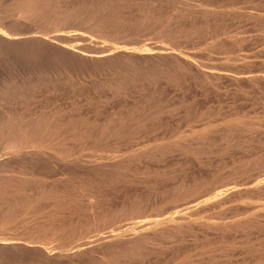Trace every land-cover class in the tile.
I'll return each instance as SVG.
<instances>
[{
	"label": "bare ground",
	"instance_id": "bare-ground-1",
	"mask_svg": "<svg viewBox=\"0 0 264 264\" xmlns=\"http://www.w3.org/2000/svg\"><path fill=\"white\" fill-rule=\"evenodd\" d=\"M131 1V0H129ZM128 0H7V2L5 0H0V3H2L1 5H5L1 8L0 7V42L1 43H4L8 46H11L14 45V43L16 42V39L15 42H12L10 41V39H8L10 36H14V35H11V34H17L20 33L21 35V32L22 34L24 35V33H27V35L29 34L28 32L30 31L31 27L33 29V26L36 24L40 25L41 28H48V33L47 32H44L43 33V30L39 31L38 30V34L40 36H37L35 35L34 38H30V39H27L26 41H23V45L24 46L25 44H28L29 46V50H28V46H24V47H27V50L26 49H21L20 51V55L19 56H22L24 55L25 56V51H27L28 53V56L29 54L36 50L37 52H44L45 53V50L47 51V49L45 48H51V51L48 50L49 52H51V54H54L56 55L55 59H60L62 60V62H64L63 64L65 65L64 67H66V63H67V56H72V57H75V58H79L78 57V54H74L72 52V49H75L78 48L81 46L78 47V45H75V43H80V42H85L86 43L88 42L90 45L89 47L93 49H98L99 46H103L105 47L104 45L102 44H106V48L109 46H107V42L106 40H104V43L101 39L102 37L100 36H97L98 34H102V36H105L103 35L102 32L100 33H97L99 31H96L97 35H94V31H91V28L93 26V28L95 27L94 25H96L98 28H101L99 25L103 23H105V26L107 29L109 28H112L113 24L116 25L118 24L119 27H121L120 25H122V27H124L125 25H128L130 26L131 24L133 25V23H131L130 25L127 24L130 20L129 16L131 15L132 17L131 18H137L135 21V27L136 25L140 26L141 29L142 27H146V26H154L155 24L158 25L157 23H159L160 21L163 22V19H166L164 22H163V25L165 22H168L170 21L171 23V26L172 24L175 26H180V25H195L197 26H200L201 25H205L206 27V30L207 32L203 31V33H207V39H206V44L205 46L207 45V47H205L206 51H208V55H206L205 60H207L208 62H206L208 68L210 69L209 73H207L210 81L215 85V89H217V86L220 85L218 84L219 83V80L220 79H223V77H221L220 75V72L222 70H228V68L232 65L231 64V61L233 60L235 62V59L240 63L241 61L243 62V59H248V58H242V55L241 53L242 52H248L251 51L252 48V45L254 47V44L256 43H263L264 42V0H149L152 4V9L151 8H148L149 10L151 9V12L149 10H146L145 6H144V9L146 11H149V13H143L138 9L136 8V6L138 7L139 5L135 4L133 5L132 3H130ZM135 1V0H134ZM137 1V0H136ZM141 0H139L140 2ZM144 1V0H143ZM146 1V0H145ZM163 1H167V2H171V4L173 3V6L171 7H175V11L176 12V16L175 15H171V14H174L173 12L170 14V13H167L170 14L171 16H167L166 13H165V17L161 15V13L158 11V12H155L157 11V9L155 7H157L158 5H160L161 3H163ZM139 2H136V3H139ZM146 3V2H144ZM125 4H129L130 7L129 9L127 8V11L124 12L125 14H127V19L129 18V20H127L125 22L126 19H124V17H122L120 15V17L118 16L119 15V11L121 9V11H124L126 10L125 7ZM140 4V3H139ZM149 4V2H148ZM166 4V3H165ZM169 4V3H168ZM157 5V6H155ZM162 5V4H161ZM128 6V5H127ZM142 6V5H141ZM147 6V5H146ZM149 6H151L149 4ZM170 6V5H169ZM196 6V7H195ZM135 7V8H134ZM140 7V6H139ZM164 7V6H163ZM190 7V8H189ZM193 7V9H191ZM195 7V8H194ZM124 8V10H123ZM156 10H155V9ZM137 9V10H136ZM155 10V11H154ZM159 10V9H158ZM172 10V9H171ZM173 11V10H172ZM168 12V11H167ZM178 12H181L180 14ZM18 14V15H17ZM19 14L21 15V17L19 18ZM67 15H70L68 16V18H66ZM121 14V13H120ZM178 14V15H177ZM17 15V19L14 18V16ZM123 15V13H122ZM129 15V16H128ZM164 15V14H163ZM185 16V17H180V16ZM66 16V17H65ZM124 16V15H123ZM13 17V18H12ZM122 17V18H121ZM139 17V18H138ZM144 17V18H141ZM180 17V18H179ZM15 19V20H14ZM101 19L102 22L99 20ZM131 20V21H132ZM160 20V21H158ZM129 21V22H131ZM132 21V22H134ZM1 22L5 25V26H9L8 28H5L4 25L1 24ZM30 22L31 23H34L33 26L30 25ZM101 22V24H100ZM84 23V24H83ZM99 23V25H98ZM116 23V24H115ZM161 23V22H160ZM162 24V23H161ZM104 25V24H103ZM109 25V26H108ZM168 25V24H166ZM188 25V27H189ZM37 26V25H36ZM35 26V27H36ZM108 26V27H107ZM112 26V27H111ZM127 26V27H128ZM170 26V25H169ZM168 26V27H169ZM59 28V31L57 32V28ZM97 27L95 29H97ZM117 27V26H116ZM132 27V26H131ZM134 27V28H135ZM193 27V28H194ZM53 28H56L55 31L52 29ZM104 28V26L102 27V29H106ZM115 28V26H114ZM133 28V27H132ZM160 28V26H159ZM165 28V27H164ZM196 28V27H195ZM37 29V28H36ZM45 29V28H44ZM122 29V28H121ZM137 29V28H136ZM140 29V28H139ZM167 29V27H166ZM178 29V28H177ZM185 29V28H184ZM203 29V28H202ZM205 29V28H204ZM35 30V28H34ZM34 30H31L32 33ZM98 30V29H97ZM100 30V29H99ZM113 30V28H112ZM120 30V29H119ZM161 30V29H160ZM171 30V27L170 29ZM175 30V28H174ZM181 30V29H179ZM183 30V29H182ZM191 30V29H190ZM189 30V32H190ZM201 30V28H200ZM241 30V31H240ZM47 31V30H46ZM52 31V32H51ZM102 31V30H100ZM105 31V30H103ZM143 31H144V28H143ZM167 31V30H166ZM188 31V30H187ZM197 31V30H196ZM196 31H194L196 33ZM37 32V31H36ZM40 32H42L43 34L46 33V35H48L49 33L51 34V36L49 35V37H43ZM93 32V33H92ZM107 32V31H106ZM106 32L104 34H106ZM110 32V30H109ZM114 32V31H112ZM116 32V31H115ZM120 32V31H118ZM123 32V31H122ZM125 32V31H124ZM123 32V33H124ZM151 32V31H149ZM162 32V31H161ZM188 32V34H189ZM198 32V31H197ZM32 33H30L31 36H34ZM35 33V32H34ZM154 33V32H153ZM174 33V32H173ZM172 33V34H173ZM179 33H183L182 32H179ZM186 33V32H185ZM191 33V32H190ZM7 39L4 38V36L6 35H9ZM90 34V36L88 35ZM109 34V33H108ZM115 34V33H114ZM119 34V33H117ZM122 34V33H121ZM127 34V33H126ZM159 34V33H157ZM168 34V33H167ZM170 34V33H169ZM178 34V33H177ZM187 34V33H186ZM193 34V33H192ZM202 34V32H201ZM200 34V35H201ZM26 35V36H27ZM92 35V37H91ZM111 35V34H110ZM116 35V34H115ZM114 35V36H115ZM132 35V34H131ZM130 35V36H131ZM135 35V34H134ZM166 35V34H165ZM174 35V34H173ZM171 35V36H173ZM176 35V34H175ZM196 35V34H195ZM25 36V37H26ZM128 36V35H127ZM170 36V37H171ZM184 36V35H183ZM186 36V35H185ZM206 36L204 38H206ZM22 37V35L20 36ZM28 37V36H27ZM125 37V36H124ZM156 37V36H155ZM161 37V36H160ZM175 37H179V36H175ZM187 37V36H186ZM190 37V36H189ZM193 37V36H192ZM15 38V37H13ZM29 38V37H28ZM70 38V39H69ZM106 39V37H104ZM112 38V37H111ZM163 38V36H162ZM180 38V37H179ZM188 38V37H187ZM12 39V38H11ZM22 39V38H21ZM115 38H113L114 40ZM145 39V38H144ZM147 39V38H146ZM159 39V38H158ZM165 39V38H164ZM182 39V38H181ZM9 40V41H8ZM121 40V38H120ZM131 40V39H130ZM167 40V39H166ZM186 40V39H185ZM184 40V41H185ZM188 40V39H187ZM190 40V38H189ZM193 40V39H191ZM196 40V38H195ZM77 41V42H76ZM107 41H109L107 39ZM111 41V39H110ZM109 41V43H110ZM129 41V40H128ZM127 41V42H128ZM180 41V40H178ZM183 41V42H184ZM202 41V40H201ZM21 42V41H20ZM113 43H115V40L112 41ZM111 42V43H112ZM131 42V41H130ZM129 42V43H130ZM159 42V41H158ZM187 42V41H186ZM190 42V41H189ZM205 42V41H204ZM17 43H19L17 41ZM121 43V42H120ZM173 44V42H171ZM194 43V41H193ZM198 43V42H197ZM74 44V45H73ZM85 44V43H84ZM117 44V43H115ZM119 44V43H118ZM148 44V43H147ZM156 43L152 44V45H155ZM169 44V43H167ZM167 44H165L166 46H163V48L167 47ZM187 44V43H186ZM2 45V44H1ZM0 45V48L3 46ZM4 45V46H5ZM17 45V44H15ZM88 45V44H87ZM111 45V44H110ZM122 44H120L119 46L121 47ZM159 44H156L155 46H157ZM163 45H164V42H163ZM177 45V44H176ZM179 45V44H178ZM181 45V44H180ZM192 45V44H191ZM204 45V43H203ZM264 45V44H263ZM3 46V47H4ZM8 46H7V50H8ZM18 46V45H17ZM21 46V45H20ZM22 46L20 48H22ZM82 46L85 47V45L82 44ZM112 46H114L112 44ZM118 46V45H117ZM132 46V45H131ZM171 45L169 44L168 47H170ZM195 46V45H194ZM199 46V45H198ZM2 47V48H3ZM16 47V46H15ZM82 47V48H84ZM142 47V46H141ZM151 47V46H150ZM159 47H162V45ZM173 47L174 44H173ZM178 48V46H176ZM175 47V48H176ZM1 48V49H2ZM11 48V47H9ZM18 48V47H17ZM86 48V51L85 53L88 52L87 48L88 47H85ZM92 48H91V51H92ZM102 48V47H100ZM100 48L98 51H100ZM125 48V47H124ZM137 48V47H136ZM156 48V47H155ZM158 48V46H157ZM181 48V47H180ZM189 48V46H188ZM195 48V47H194ZM208 48V50H207ZM12 49V48H11ZM10 49V51H11ZM16 49V48H15ZM14 49V50H15ZM45 49V50H44ZM96 49V50H97ZM104 49V48H103ZM113 49V48H112ZM120 49V48H119ZM133 49V48H132ZM135 49V48H134ZM143 50V47L141 48ZM146 49V48H144ZM166 49V48H165ZM168 49V50H167ZM166 50L168 51V54L171 52L169 50H171L170 48H167ZM179 49V48H178ZM186 49V48H185ZM184 49V50H185ZM191 49V48H190ZM202 49V48H200ZM198 49V50H200ZM5 50V48H3V51H7ZM19 50V49H18ZM44 50V51H43ZM76 50V51H77ZM80 50V49H79ZM78 50V51H79ZM82 50V49H81ZM109 50V49H108ZM138 50V49H137ZM153 50H156L153 48ZM173 50V49H172ZM176 50V49H175ZM183 50V51H184ZM193 50V49H192ZM197 50V49H196ZM195 50V51H196ZM197 50V51H198ZM2 50H0L1 52ZM2 51V53H3ZM30 51V52H29ZM102 51V50H101ZM151 52V50H149ZM158 51V49H157ZM164 51V50H163ZM24 52V53H23ZM36 52V53H37ZM82 52V51H81ZM94 52V51H93ZM104 52V51H102ZM114 52V51H113ZM162 52V50H161ZM174 52H171V54L174 56ZM181 52V51H180ZM12 53V51H11ZM15 52H13L12 54H14ZM33 53V52H32ZM30 54V55H34L35 54ZM78 53V52H77ZM83 52V54L81 55H84L85 54ZM95 53H97L95 51ZM107 53V52H106ZM118 53V51H117ZM116 53V54H117ZM122 53V52H121ZM120 53V54H121ZM193 53V52H192ZM191 53V55H192ZM1 54V53H0ZM8 55L9 54V51L7 53H3V55ZM11 54V55H12ZM18 54V53H17ZM88 54V53H87ZM109 54V53H108ZM113 54V53H112ZM129 54V53H128ZM147 54V53H146ZM153 53V56L151 57H159L161 56L160 53L158 52V54H155ZM165 54V53H163ZM167 54V55H168ZM177 53H175V56H178L176 55ZM183 54V52H182ZM181 54V55H182ZM195 54V53H194ZM197 54V53H196ZM199 54H202V53H199ZM198 54V55H199ZM11 55H8L7 58H10ZM39 55V53H38ZM40 55H43V54H40ZM54 55H50L49 56L51 57V59L53 60V63L54 62ZM93 55V54H91ZM90 55V56H91ZM96 55H99L98 53ZM105 55V54H104ZM107 55V54H106ZM111 55V54H110ZM189 55V56H191ZM16 56V55H15ZM19 56H17V58L19 59ZM23 56V57H24ZM27 56V58H28ZM33 56V57H34ZM44 56V55H43ZM86 56V54H85ZM88 56V57H90ZM103 56V55H102ZM123 56V55H122ZM134 56V55H133ZM166 56V55H165ZM174 56V57H175ZM196 56V55H195ZM200 56V55H199ZM6 57V56H5ZM26 57V56H25ZM47 57V56H46ZM84 57V56H83ZM82 57V58H83ZM93 57V56H92ZM94 57H97L94 55ZM93 57V58H94ZM99 57V56H98ZM98 57L96 58L98 60ZM104 57V56H103ZM111 57V56H110ZM114 57H115V54H114ZM118 57H119V54H118ZM128 57V56H127ZM130 57V55H129ZM148 57V56H147ZM183 57V56H182ZM192 57V56H191ZM13 58V57H11ZM10 58V60H11ZM16 58V57H14ZM21 58V57H20ZM27 58H24V59H27ZM32 58V57H31ZM41 59H31L34 60L33 61V65L34 63L36 62V64H46V61L48 63V58L47 59H44L42 57H40ZM87 58V56L85 57ZM91 58V57H90ZM90 58H89V61H90ZM100 58V57H99ZM108 58V57H107ZM123 58V57H122ZM126 58V57H125ZM142 58V57H141ZM189 58V57H188ZM187 58V59H188ZM202 58V56H201ZM66 59V60H64ZM73 58H71V61H72ZM132 59V57H131ZM152 59V58H151ZM173 59V58H172ZM182 59V58H180ZM186 59V60H187ZM203 59V58H202ZM242 59V60H241ZM9 60V59H8ZM9 60V64L12 62H14L13 60L10 61ZM29 60H30V56H29ZM28 60V61H29ZM77 61L80 62L79 59H75ZM107 60V59H106ZM130 60V59H129ZM137 60V59H136ZM148 60V59H147ZM150 60V59H149ZM161 60V59H160ZM159 60V61H160ZM175 60V59H174ZM178 60V58H177ZM185 60V59H184ZM1 61V59H0ZM5 61V60H3ZM16 61V60H15ZM18 61V60H17ZM20 61H23V59ZM25 61V60H24ZM27 61V65L26 63L22 62V64H25V66H29L28 68L25 67L24 69H28L30 70V65H31V62L29 63ZM56 63H57V60H55ZM69 61V59H68ZM69 61V62H71ZM74 61V59H73ZM72 61V62H73ZM76 61V63H77ZM94 61V59H93ZM108 61V60H107ZM113 61V60H112ZM118 61V60H117ZM125 61V59H124ZM123 61V62H124ZM155 61V59H154ZM181 61V60H180ZM193 61V60H192ZM197 61V60H196ZM201 61V60H200ZM232 61V62H233ZM245 61V60H244ZM247 61V60H246ZM245 61V62H246ZM8 62V61H7ZM51 62V61H50ZM49 62L48 66L50 67V65H52L51 63ZM60 62V63H62ZM66 62V63H65ZM68 62V64H69ZM86 62V61H85ZM95 62V61H94ZM92 62V64L94 63ZM143 62V61H142ZM145 62V60H144ZM157 62V61H156ZM178 62V61H177ZM198 62V61H197ZM241 62V64H242ZM3 63V62H2ZM15 63V62H14ZM21 63V62H19ZM19 63H17V65H19ZM55 63V64H56ZM75 63V61L73 62V64ZM75 63V65H76ZM114 63V62H113ZM134 63V62H133ZM147 63V61H146ZM164 63V62H162ZM184 63V62H183ZM182 63V64H183ZM204 63V62H203ZM229 63V64H228ZM30 64V65H28ZM37 64V67L39 66ZM44 64V67L47 65ZM79 64V63H78ZM88 64H90L88 62ZM141 64V63H140ZM154 64V63H151V65ZM173 64V63H172ZM188 64V63H187ZM187 64H186V67H187ZM194 64V63H193ZM245 64V63H244ZM247 64V63H246ZM3 65V64H2ZM1 65V66H2ZM6 65V64H5ZM13 65V64H12ZM33 65L31 67H33ZM54 65V64H53ZM62 65V64H60ZM70 65V64H69ZM116 65V64H115ZM128 65V64H127ZM132 65V63H131ZM148 65V64H147ZM155 65V64H154ZM161 65V64H160ZM181 65V63H180ZM201 65V64H200ZM205 65V66H206ZM248 65V64H247ZM253 65V64H252ZM4 66V65H3ZM15 66V65H14ZM47 66V69H43V72H37L34 76V79L33 78H30L29 75L31 76L32 74H30L29 72V75L27 74L25 76V78H27L26 80V84L28 86H30L31 82L30 81H33V84L31 85V87L34 89V88H37L39 87L40 85V88L42 87V84L44 85V83H42V81L45 79H47V75H49L50 73L52 74V70H54L53 68H55L53 66V68H49ZM58 66V64H57ZM89 66V65H87ZM92 66V65H91ZM167 66V65H166ZM192 66V65H191ZM244 66V65H243ZM243 66H240V67H243ZM261 66V65H260ZM13 67V66H12ZM19 67V66H18ZM35 67V69L37 68ZM41 67V65L39 66ZM69 68V66H67ZM93 67V66H92ZM111 67V66H110ZM122 67V66H121ZM135 67V66H134ZM147 67V66H146ZM150 67V66H149ZM156 67V66H155ZM158 67V66H157ZM162 67V66H161ZM168 67V66H167ZM185 67V66H184ZM183 67V68H184ZM204 67V66H203ZM201 67V68H203ZM231 67H233V70H234V65H232ZM230 67V68H231ZM238 67V66H236ZM239 67V68H240ZM245 67V66H244ZM248 68L250 67L247 66ZM4 68V67H3ZM2 68V69H3ZM63 68V65L61 66V69ZM113 68V66H112ZM126 68V66H125ZM128 68V67H127ZM151 68V67H150ZM170 68V67H169ZM177 68V67H176ZM190 68V67H189ZM193 68V67H192ZM195 68V67H194ZM207 68V67H205ZM21 69V67H20ZM33 68H31V70H33ZM39 69V68H38ZM38 69H36V71H38ZM59 69V67H58ZM116 69V68H115ZM129 69V68H128ZM127 69V70H128ZM132 69V68H131ZM136 69V68H135ZM154 69V68H153ZM161 69V68H160ZM167 69V68H166ZM180 69V68H179ZM182 69V68H181ZM180 69L181 73H182V70ZM196 69V68H195ZM247 69V68H246ZM251 69V68H250ZM256 69V68H255ZM9 70V69H8ZM19 70V69H18ZM64 70V69H63ZM62 70V71H63ZM72 70V69H71ZM119 70V69H118ZM117 70V71H118ZM121 70V69H120ZM126 70V71H127ZM187 70V69H186ZM189 70V69H188ZM197 70V69H196ZM237 70V68L235 69ZM2 71V70H1ZM0 71V73H1ZM7 71V70H6ZM14 71V70H13ZM17 71V70H15ZM35 71V70H33ZM33 71L31 73H33ZM39 71H42V70H39ZM56 71V69H55ZM67 69L64 70V73L66 74L67 76ZM146 71V69H145ZM148 71V70H147ZM171 71V70H170ZM202 71V70H201ZM244 71V70H243ZM246 71V70H245ZM263 71V70H262ZM5 72V70H4ZM27 72V71H26ZM24 72V73H26ZM50 72V73H49ZM61 72V70H60ZM121 72V71H120ZM131 72V71H129ZM135 72V70H134ZM138 72V71H137ZM178 72V71H176ZM187 72V71H186ZM197 72H200V69L199 71ZM227 72V71H226ZM3 73V71H2ZM19 73V72H18ZM28 73V72H27ZM75 73V72H74ZM100 73V72H99ZM109 73V72H108ZM125 73V72H124ZM150 73V72H149ZM173 73V72H172ZM204 72H202L203 74ZM228 73V72H227ZM241 73V72H240ZM264 73V72H263ZM8 74V72H7ZM15 74H17L15 72ZM71 74V73H70ZM69 74V75H70ZM92 74V73H91ZM118 74V73H117ZM131 74V73H130ZM133 74V73H132ZM171 74V73H170ZM178 74V73H177ZM201 74V73H200ZM246 74V73H245ZM21 75V74H20ZM23 75V73H22ZM55 73H53V77H54ZM86 75V74H85ZM119 75V74H118ZM129 75V73H128ZM136 75V74H134ZM133 75V76H134ZM138 75V74H137ZM143 75L144 74V71H143ZM153 75V74H152ZM162 75V74H161ZM175 75V74H174ZM204 75V74H203ZM224 75V74H223ZM239 75V73H238ZM2 76V75H1ZM6 76V75H5ZM11 78H12V74L10 75ZM9 76V77H10ZM50 76V75H49ZM48 76V78H49ZM82 76V75H81ZM87 76V75H86ZM90 76V75H89ZM122 76V75H121ZM124 76V75H123ZM132 76V75H131ZM130 76V77H131ZM139 76V75H138ZM137 76V77H138ZM142 76V74H141ZM148 76V75H147ZM171 76V75H170ZM176 76V75H175ZM195 76V75H194ZM220 76V78H219ZM227 76V75H226ZM225 76V78L227 79V77ZM242 76V75H241ZM7 79H8V75L6 76ZM29 77V78H28ZM42 77V78H41ZM44 77V78H43ZM100 77V76H99ZM118 77V76H117ZM116 77V78H117ZM144 77V76H143ZM146 77V76H145ZM157 77V76H156ZM160 77H163V76H160ZM169 77V76H168ZM205 77V76H204ZM235 77V76H234ZM250 77V75H249ZM18 78V77H17ZM22 78V76H21ZM51 78V76H50ZM48 79V80H51V79ZM68 78V77H66ZM70 78V77H69ZM82 78V77H81ZM89 77H87L88 79ZM129 78V77H128ZM136 77H134L135 79ZM139 78V77H138ZM147 78V77H146ZM165 78V77H164ZM239 78V76H238ZM245 78V77H244ZM5 80V78H3ZM2 79V80H3ZM10 79V78H9ZM20 79V78H19ZM24 79V78H22ZM21 79V80H22ZM29 79V81H28ZM43 79V80H42ZM53 79V87L55 89L52 88V90H55L54 93L57 91L56 89H59L60 86L58 85L59 82H58V79L56 78H52ZM80 79V78H79ZM94 79V77H93ZM104 79V78H103ZM120 79V77H119ZM127 79V78H126ZM140 79V78H139ZM157 79V78H156ZM171 79H172V76H171ZM178 79V78H177ZM228 79H231L228 77ZM227 79V80H228ZM1 80V79H0ZM1 80V81H2ZM11 80V79H10ZM25 80V79H24ZM65 80V79H64ZM69 80V79H68ZM92 80V79H90ZM113 80V78H112ZM131 80V79H130ZM165 80V79H164ZM232 80H235V79H232ZM237 80V79H236ZM8 83H9V80H6ZM6 81H3V82H6ZM20 81V80H19ZM62 81V79H61ZM70 81V80H69ZM95 81V80H94ZM97 81V79H96ZM103 81V80H102ZM111 81V80H110ZM126 81V80H125ZM141 81V80H140ZM152 81V80H151ZM168 81H169V78H168ZM225 81V80H224ZM230 81V80H229ZM12 82V81H11ZM16 82V81H15ZM73 82V81H72ZM99 82V81H97ZM117 82V81H116ZM122 82V81H121ZM136 82V81H135ZM223 82V80H222ZM236 82V81H235ZM2 84V86L4 85L2 82H0ZM25 83V82H24ZM24 83L20 81V84L22 87H24ZM81 83V82H79ZM104 83V82H103ZM109 83V82H108ZM114 83V82H113ZM132 83V81H131ZM147 83V82H146ZM156 82H154L155 84ZM159 83V82H158ZM163 83V82H162ZM220 83H221V80H220ZM230 83V82H229ZM237 84L236 85H239L241 86L242 83H245L246 84V88L250 89V91H259V92H264V76H257V77H250L249 79H238V82H236ZM61 84V83H60ZM65 84V82L63 83V85ZM69 84V83H68ZM117 84V83H115ZM124 84V83H123ZM126 84V83H125ZM124 84V85H125ZM223 84V83H222ZM221 84V85H222ZM233 84V83H232ZM5 85H8L5 83ZM15 86V83L13 84ZM46 85V84H45ZM44 85V86H45ZM82 85V84H81ZM111 85V84H110ZM114 85V84H113ZM165 85V84H164ZM194 85V84H193ZM235 85V84H234ZM1 86V85H0ZM1 86V88H2ZM9 86V85H8ZM18 86V85H17ZM16 86V88H18ZM44 86L41 88L43 90ZM65 86V85H64ZM69 86V85H68ZM83 86V85H82ZM126 86V85H125ZM128 86V85H127ZM151 86V85H150ZM156 86V85H155ZM230 86V85H229ZM238 86V87H239ZM5 87V86H3ZM11 87V86H10ZM96 87V86H95ZM107 87V85L105 86ZM132 87V86H131ZM140 87V86H139ZM143 87V86H141ZM148 87V86H147ZM154 87V86H153ZM157 87V86H156ZM198 87V86H197ZM241 87H244V86H241ZM240 87V88H241ZM244 87V88H245ZM6 88V87H5ZM9 88V87H8ZM15 88V87H14ZM47 88V87H46ZM108 88V87H107ZM117 88V87H116ZM115 88V89H116ZM127 88V87H126ZM125 88V89H126ZM133 88V87H132ZM144 88V87H143ZM159 88V87H158ZM177 88V87H176ZM194 88V87H193ZM63 89V87H62ZM61 89V90H62ZM100 89V87H99ZM118 89H119V86H118ZM134 89V88H133ZM137 89V88H136ZM142 89V88H141ZM140 89V90H141ZM149 89V88H147ZM152 89V88H151ZM155 89V88H154ZM5 92V89H1ZM14 90V89H13ZM17 90V89H16ZM40 90V89H39ZM45 90V89H44ZM51 90V91H52ZM95 90V89H94ZM110 90V89H109ZM144 90V89H142ZM244 90V89H243ZM243 90L241 91L243 93ZM8 91V94L11 92H9V89L7 90ZM29 91V90H28ZM38 91V90H37ZM88 91V90H87ZM103 91V90H102ZM119 91V90H118ZM138 91V90H137ZM147 91V90H146ZM155 91V90H154ZM18 92V91H16ZM23 92V91H22ZM26 92V91H25ZM44 92V91H43ZM47 92V89L46 91ZM44 92V93H45ZM49 94H50V91L48 90ZM59 92H60V89H59ZM95 92V91H94ZM108 94H109V91H107ZM115 92V91H114ZM113 92V93H114ZM152 92V91H151ZM162 92V91H161ZM210 92V91H209ZM238 92V91H237ZM246 92V91H245ZM247 92H249L247 90ZM252 92V93H253ZM6 93V92H5ZM14 92L12 91V94H9V95H12L14 97L15 94H13ZM19 93V92H18ZM28 93V92H27ZM30 93V92H29ZM28 93V94H29ZM57 93V92H56ZM155 93V92H154ZM214 93V92H213ZM217 93L216 92V96H217ZM23 94V93H22ZM26 94V93H25ZM32 94V92H31ZM59 94V93H58ZM57 94V95H58ZM102 94V93H101ZM136 94V93H135ZM161 94V93H160ZM159 94V95H160ZM182 94V93H181ZM260 94V93H259ZM258 94V95H259ZM262 94V93H261ZM1 95V93H0ZM5 94L3 93V95L1 96H4ZM7 95V94H6ZM5 95V96H6ZM35 95V94H34ZM33 95V96H34ZM45 95V94H44ZM110 95V94H109ZM138 95V94H137ZM141 95V94H140ZM145 95V94H144ZM187 95V94H186ZM245 95V94H244ZM4 96V97H5ZM19 96L20 93H19ZM17 96V97H19ZM23 96V95H22ZM36 96V95H35ZM38 96V95H37ZM52 96V95H50ZM164 96V95H163ZM256 96V95H255ZM254 96V97H255ZM8 97V95H7ZM25 97V96H24ZM39 97V96H38ZM115 97V96H114ZM142 96H140L141 98ZM11 99H13L12 97H10ZM46 98V97H45ZM66 98V97H65ZM119 98V97H118ZM139 97L137 98V100L140 99ZM152 98V97H151ZM150 98V99H151ZM161 98V97H160ZM216 98V97H215ZM1 99V98H0ZM5 99V98H4ZM41 99V98H40ZM44 99V98H43ZM132 99V98H131ZM172 99V98H170ZM207 99V98H206ZM9 100V99H7ZM29 101L31 99H28ZM36 100V99H35ZM125 100V99H124ZM163 100V99H162ZM166 100V99H164ZM173 100V99H172ZM182 100V99H181ZM215 100V99H214ZM6 101V100H4ZM13 103L15 102V100H12ZM19 99L16 101L18 103ZM152 101V100H151ZM155 101V100H154ZM11 102V100H10ZM20 102L23 103V101H21L20 99ZM34 102V101H32ZM142 102V101H141ZM157 102V101H156ZM176 102V101H175ZM2 103V102H1ZM21 103V104H22ZM31 103V102H30ZM29 103V104H30ZM140 103V102H139ZM143 103V102H142ZM162 103V102H161ZM174 103V102H173ZM179 103V102H178ZM3 104V103H2ZM5 104V103H4ZM16 104V103H15ZM14 104V107L13 109H17L16 105ZM27 104V105H29ZM32 104V103H31ZM112 104V103H111ZM133 104H136V103H133ZM145 104V102H144ZM148 103H146L147 105ZM150 104V103H149ZM154 104V103H153ZM163 104V103H162ZM176 104V103H175ZM9 105H12L11 103H9ZM19 104H17L18 106ZM25 105V104H24ZM59 105V104H58ZM60 105H63L61 104L60 102ZM66 105V104H65ZM64 105V106H65ZM84 105V104H83ZM161 105V104H160ZM4 106V105H2ZM1 106V107H2ZM8 106V104H7ZM20 106V105H19ZM39 106V105H38ZM52 106V105H51ZM87 106V105H86ZM133 106V105H132ZM140 106V104H139ZM165 106H166V103H165ZM168 106V105H167ZM170 106V105H169ZM180 106V105H179ZM183 106V105H182ZM10 107V106H9ZM32 107V106H31ZM35 107V106H34ZM53 107V106H52ZM57 107V105H56ZM71 107V106H69ZM74 107V106H73ZM82 107V106H80ZM137 107V105H136ZM155 107V106H154ZM171 107V106H170ZM168 107V108H170ZM202 107V106H201ZM3 108V107H2ZM0 108V109H2ZM5 108V106H4ZM8 108V107H6ZM21 106L19 107V110L21 111ZM25 108V107H24ZM28 108V107H26ZM45 108V107H44ZM59 108V107H57ZM56 108V109H57ZM68 108V107H67ZM72 108V107H71ZM77 108V106H76ZM87 108V107H86ZM90 108V107H89ZM96 108V107H95ZM103 108V107H102ZM135 108V107H134ZM133 108V109H134ZM138 108V107H137ZM145 108V106H144ZM150 108V107H149ZM153 108V107H152ZM151 108V109H152ZM156 108V107H155ZM167 108V107H166ZM165 108V109H166ZM173 108V107H172ZM179 108V107H177ZM11 108H9L10 110ZM30 109V107H29ZM43 109V108H42ZM48 109V110H47ZM45 110H47L49 113L48 114V117H44V118H40V116H38L39 118H36V114L34 115L35 118L33 116H30V111L29 113H25V114H29V118L27 117H24V118H27L25 119V121L21 120V119H24V118H20V120L16 118V116H12L9 115V111H8V115H3L2 118H0V264H131V262L133 264H137L136 262H143L144 261V258L145 259H150V257H155V255H157L158 257H160V261L161 263L160 264H173V262L176 260V259H181V256L180 258H178V256L182 253V243L183 241L185 240H182L185 238V232L190 229H193V228H197L196 226H198L200 229H204V227L207 228H214L216 229L215 227L218 225L216 224L215 227H213L215 225V223H210L207 221V222H202L201 223V218L198 219V213L197 214H193L192 211L194 210H191V208H185L183 209L182 207V212L180 211V213H178V210L177 208L174 207V204L181 200V204L183 202V200L185 201L186 199H191L189 196H190V192L192 191H189V189L187 190L186 188V185H184L183 183H179V185H177L175 187V185L173 184V189L171 190L172 191V194L170 192V194L168 195L169 192H166L167 190L166 189H169V188H164L165 185L167 184H162L163 186V189L164 191L167 193L164 194L165 192L162 191V190H159L158 193H160L159 195L161 197H163L162 195H164V198H159L158 196V193L155 194V192H157V190L159 189L158 187L155 188L156 191L152 190V188H150V192L151 190L154 191V195H157V197L153 200L152 198L150 199V203L149 200L148 202L146 201V204L143 202L144 206H142L141 204V190H142V186L144 188V182H146L143 178L139 177L140 175L138 174V177L137 175L134 176L133 174H131L129 171L128 173V170L126 171L125 168L129 167V166H133V169H135L134 167H136V162H132L129 158V162L131 161L132 164H122L123 160H125L126 158V162L128 161L127 159V154H130V152L127 153L126 151V156L127 157H122L124 158L123 160H118V157H121L120 156V152H117V150H112V149H116V145H115V141L116 139H118V137L120 136H117V138L113 139L115 141H111L110 137L113 133V130L116 132V135H118L117 133V130L114 129V126L113 125H107L104 127V125H102L100 122V124L102 125V128H100V124L98 123V119L96 120L97 121V124H99V126H97L96 122H95V125H94V121H93V124L89 122V119H84V120H81V121H77L78 119L77 118H74L75 116H67V115H63V111L61 112L62 115L60 116H53L54 113L56 115V109H55V112H51L53 114H50V111H49V108H47ZM53 109V108H52ZM66 109V108H64ZM70 109V108H69ZM78 109V108H77ZM81 109V108H80ZM79 109V111H80ZM93 109V108H91ZM98 109V108H97ZM127 109V108H126ZM131 109V108H130ZM148 109V108H146ZM158 109V107H157ZM160 109H162L160 107ZM159 109V110H160ZM4 110V113L3 114H6L5 110L6 109H3ZM24 110V109H23ZM26 110V109H25ZM24 110V112H25ZM28 110V109H27ZM36 110V109H34ZM44 110V109H43ZM42 110V111H43ZM51 110V109H50ZM61 110V109H60ZM83 110V109H82ZM85 110V109H84ZM105 110V109H104ZM113 110V109H112ZM117 110V109H116ZM125 110V109H124ZM174 110V109H173ZM178 110V109H177ZM14 112V110H11ZM54 111V110H53ZM59 110H57L58 112ZM66 111V110H65ZM64 111V112H65ZM68 111V110H67ZM66 111V113H67ZM74 111V110H73ZM89 111V110H88ZM118 111V110H117ZM117 111H115L117 113ZM120 111V110H119ZM123 111V110H122ZM142 111V110H141ZM151 111V110H150ZM158 111V110H157ZM162 111V110H161ZM159 111V112H161ZM165 111V110H164ZM171 111V110H170ZM168 111V113L170 112ZM36 112V111H35ZM34 112V113H35ZM60 112V111H59ZM70 112V111H69ZM76 112V111H75ZM97 112V110H96ZM100 112V111H98ZM102 112V111H101ZM110 112V111H109ZM121 112V111H120ZM138 112V111H137ZM146 112V111H145ZM153 112V111H152ZM175 110L174 112H172V114L174 113L175 114ZM192 112V111H191ZM16 113V111H15ZM37 113V112H36ZM44 116V112H42ZM41 113V114H42ZM71 114L74 113V112H70ZM80 113V112H78ZM105 113V112H103ZM133 113V112H131ZM129 113V114H131ZM149 114L151 112H148ZM154 113H157L156 110L154 111ZM165 113V112H164ZM20 114V113H19ZM33 114V112H32ZM37 114H40V113H37ZM50 114V115H49ZM68 114V113H67ZM108 114V113H107ZM111 114V113H109ZM115 114V113H114ZM112 114V115H114ZM119 114V113H118ZM127 114V113H126ZM135 114V113H134ZM161 115H163V112L160 113ZM167 114V113H166ZM165 114V115H166ZM18 115V113L16 114ZM45 115H46V112H45ZM59 115V114H57ZM79 115V114H78ZM85 115V114H84ZM87 115V114H86ZM106 115V113H105ZM143 115V114H142ZM145 115V114H144ZM147 115V114H146ZM153 116L156 114H152ZM160 115V116H161ZM239 114H234V113H231L229 112V115L227 116L226 120L224 122H222L220 125L216 126H212V128H214L215 131H224V130H228L229 131V135H230V132L232 131V133L234 132L236 137L237 138H241V139H245V138H248V137H264V123L261 121V118L264 119V111L263 109L261 108H256V110H252L250 112H248L246 115H245V118H242V114L241 116L239 117L238 116ZM19 116V115H18ZM17 116V117H18ZM25 116H28V115H25ZM94 116V115H93ZM109 116V115H108ZM116 116V115H114ZM112 116V117H114ZM123 116V115H122ZM134 116V115H132ZM152 116V117H153ZM159 116V115H158ZM176 116V115H175ZM186 116V115H185ZM188 116V115H187ZM195 116V115H194ZM244 116V115H243ZM22 117V116H20ZM79 117V116H78ZM90 118L89 116H85L84 118ZM98 117V115L96 116ZM137 117V116H136ZM143 116H139V118H141ZM146 117V116H145ZM163 117V116H162ZM172 117V116H170ZM182 117V116H181ZM191 117V116H190ZM201 117V115H200ZM199 117V118H200ZM204 117V116H202ZM252 117H258L260 119L261 122L256 121L257 118L255 119V121L252 119ZM100 118H102L100 116ZM105 118V117H104ZM134 118V117H133ZM148 118V116L146 117ZM158 118V117H157ZM165 118V117H164ZM167 118V117H166ZM169 118V117H168ZM175 117H173L171 120L173 121ZM188 118V117H187ZM207 118V117H206ZM247 118V119H246ZM251 118V119H250ZM29 119V120H28ZM80 119H83L80 117ZM93 119V118H92ZM114 119H117V118H114ZM142 119V118H141ZM141 119H139V121L137 120V122H135L136 120L133 119L134 121V126L131 125V127H139V125L141 123H144L142 121H140ZM144 119V117H143ZM150 119V118H149ZM155 119V118H154ZM17 120V121H16ZM91 120V119H90ZM106 120V119H105ZM109 120V119H108ZM161 120V119H160ZM170 120V119H169ZM168 120V121H169ZM190 120V119H189ZM201 120V119H200ZM248 120V121H247ZM253 120V121H252ZM116 121V120H115ZM119 121V119H118ZM156 121V120H155ZM159 121V120H158ZM166 121V120H165ZM182 121V120H181ZM199 121V120H198ZM264 121V120H263ZM88 122L90 123V126H88ZM105 122V121H104ZM103 122V123H104ZM113 122V121H111ZM129 122V121H128ZM132 122V121H131ZM141 122V123H140ZM152 122V121H151ZM150 122V123H151ZM161 122V121H159ZM164 122V121H163ZM188 122V121H186ZM115 123V122H114ZM123 123V122H122ZM140 123V124H139ZM148 124V122H146ZM166 123V122H164ZM182 123V122H181ZM92 124V125H91ZM105 124V123H104ZM111 124V123H110ZM117 125H119L118 123H115ZM121 124V123H120ZM125 124V123H124ZM130 124V123H129ZM161 124V123H160ZM128 125V124H127ZM143 125V124H142ZM184 125V124H183ZM95 126H97L99 129H97ZM109 126V128L107 127ZM113 126V127H111ZM121 126V125H120ZM123 126V125H122ZM141 126V125H140ZM150 126V124H149ZM156 126V124H155ZM127 127V126H126ZM144 127V126H143ZM143 127H142V130H143ZM154 127V125L152 126ZM181 127V126H179ZM113 128V129H112ZM116 128V127H115ZM121 128V127H120ZM128 128V127H127ZM149 128V127H148ZM89 130V133H90V136H91V133H92V137L93 139H89V141L91 140V143L92 144H102L104 146H101L99 145V147H103L105 148V146H112L113 148L110 150L108 148V151L107 148H105L106 152L103 151L102 154L100 153H97V155L99 154L100 157H96L97 159H92V156L94 155H90L89 153H87V155L83 154V152L81 153V149H79L80 147H78L76 145V142L78 139L77 137H79L78 135L81 134L80 132H84V130ZM134 129V128H133ZM141 129V128H140ZM146 129V128H145ZM144 129V130H145ZM156 129V128H155ZM164 129V128H163ZM178 129V128H177ZM188 129V128H186ZM207 129V128H206ZM112 130V131H111ZM138 129L136 128V131ZM141 130V131H142ZM148 130V129H147ZM150 130V129H149ZM158 130V129H157ZM167 130V129H166ZM171 130V129H170ZM175 130V128H174ZM179 130V129H178ZM177 130V131H178ZM119 131V130H118ZM124 131V130H123ZM128 132V130H126ZM131 131V130H130ZM139 131V130H138ZM137 131V133H139ZM140 131V133H142ZM173 131V130H172ZM88 132V131H86ZM112 132V133H111ZM132 132V131H131ZM135 132V130H134ZM149 132V131H148ZM147 132V133H148ZM152 132V130H151ZM156 132V131H155ZM163 132L165 131H162V134ZM176 132V131H175ZM180 132V131H179ZM211 132V131H210ZM227 132V131H226ZM124 133V132H123ZM136 133V132H135ZM137 133L134 135L135 138H136V135ZM139 133V134H140ZM161 133V132H160ZM172 133V132H171ZM228 133V132H227ZM84 134H87L84 132ZM129 134V132H128ZM157 134V133H156ZM217 134V133H216ZM89 135V134H88ZM113 135V134H112ZM115 135V136H116ZM123 135V134H122ZM147 135V134H146ZM171 135V134H170ZM169 135V136H170ZM174 135V133H173ZM172 135V136H173ZM228 135V136H229ZM81 136V139H82V135ZM86 136V135H85ZM84 136V137H85ZM156 136V135H154ZM225 136V135H224ZM233 136V135H232ZM83 137V138H84ZM89 138V136H87ZM114 137V136H113ZM121 139H122V136H120ZM140 137V136H139ZM137 137V138H139ZM143 137V136H142ZM152 137H153V134H152ZM151 137V138H152ZM166 137V136H165ZM165 137H163L165 139ZM175 137V136H174ZM198 137V136H197ZM196 137V138H197ZM217 137V136H216ZM220 137V136H219ZM125 138V137H124ZM123 138V139H124ZM148 138V136H147ZM150 138V139H151ZM157 138V136L155 137V139ZM159 138V137H158ZM162 138V139H163ZM170 138V137H169ZM177 138V137H176ZM175 138V139H176ZM224 138V137H223ZM122 139V140H123ZM134 139V138H133ZM132 139V141H133ZM142 139V138H141ZM161 139V140H162ZM163 139V140H164ZM167 139L164 140L167 142ZM173 139V138H171ZM171 139L168 140V142L170 141L171 142ZM174 139V141H175ZM192 139H195V138H192ZM199 139V138H198ZM85 140V139H84ZM126 140V139H124ZM131 140V138H130ZM129 139H127V142L130 141ZM135 140V139H134ZM138 142L139 140L136 139ZM209 140V139H208ZM263 140V139H262ZM72 142V149L69 148L70 144L69 142ZM87 142V140H85ZM117 141H120V138L119 140ZM117 141H116V144H117ZM130 141V142H132ZM145 141V139H144ZM159 143L160 141L157 140ZM163 141V142H164ZM192 141V140H191ZM190 141V142H191ZM221 141V140H220ZM248 141V140H247ZM259 141V140H258ZM79 142V141H78ZM86 142L85 145H86ZM124 142V141H123ZM126 142V143H127ZM129 142V143H130ZM141 142V141H140ZM157 142V143H158ZM177 142V140H176ZM237 142H240V141H237ZM246 142V140H245ZM249 142V141H248ZM88 143V142H87ZM119 143V142H118ZM143 143V141L141 142V144ZM145 143V142H144ZM156 143V142H155ZM153 143L152 141V144L148 147L146 145H148V143H146L145 145V149L142 150L143 153H141V155L143 154V157L147 160V157L148 155L151 156V158L153 157H156V156H161L162 154V157L161 159L163 160L164 158V153L162 152V154L158 153L159 155H156L157 153V150L158 148H160V145L158 144H155ZM173 143L175 142H172V145L169 144V150L170 148L174 145ZM198 143V142H197ZM196 143V144H197ZM224 143V142H223ZM229 143V142H227ZM247 143V142H246ZM256 143V142H255ZM80 144V142H79ZM81 144L82 141H81ZM138 145L136 142L134 143V146ZM155 145H158L159 147H155ZM161 144H163L161 142ZM167 144V145H168ZM176 144V143H175ZM188 144V143H187ZM194 144V143H193ZM201 144V143H200ZM212 144V143H211ZM238 144V143H237ZM250 144V143H249ZM69 145V146H68ZM71 145V146H72ZM89 145V144H88ZM91 145V144H90ZM89 145V146H90ZM115 145V146H114ZM119 145V144H118ZM122 145V144H120ZM133 143L131 144V147ZM166 145V144H165ZM171 145V146H170ZM195 145V144H194ZM198 145V144H197ZM228 145V144H227ZM248 145V144H247ZM70 146V147H71ZM107 146V147H108ZM124 146V145H123ZM128 146V145H127ZM154 146V147H153ZM161 146H164V145H161ZM239 146V145H238ZM21 147V152L18 153V154H15L14 152H12V154L10 153H7L5 154L6 152L5 151H8L10 149H14L15 150H18L19 148ZM81 147L84 148V145ZM91 147V146H90ZM95 147V146H93ZM97 147V146H96ZM129 147V148H131ZM140 147V146H139ZM142 147V146H141ZM166 147V146H165ZM183 147V146H182ZM185 147V146H184ZM187 147V146H186ZM189 147V146H188ZM201 147V146H200ZM241 147V146H240ZM249 147V146H248ZM18 148V149H16ZM77 149V152L76 150L74 149ZM102 148V149H103ZM122 148V147H121ZM144 148V146H143ZM154 148H156L157 150H155ZM177 148V147H176ZM175 148V150H176ZM239 148V147H238ZM87 149V148H86ZM93 149V148H92ZM96 150H98L97 148H95ZM100 149V148H99ZM119 149V148H117ZM134 149V148H132ZM137 148H135L136 150ZM142 149V148H141ZM151 149V150H150ZM166 149V148H165ZM165 149L162 148L163 151H166ZM173 149V148H171ZM184 149V148H183ZM195 149V148H194ZM11 150V151H12ZM14 150V151H15ZM88 151H90L89 149H87ZM122 150V149H121ZM130 150V149H129ZM128 150V151H129ZM178 150V149H177ZM189 150V149H188ZM208 150V149H207ZM75 151V152H74ZM94 151V150H93ZM92 151V152H93ZM120 151V150H118ZM134 151V150H133ZM131 151V152H133ZM136 151H140L139 149H137ZM135 151V152H136ZM149 151H152L151 153ZM160 151V150H159ZM189 151H193L192 149L189 150ZM203 151V150H202ZM251 151V150H250ZM10 152V151H9ZM19 152V151H18ZM91 152V151H90ZM99 152V151H98ZM171 152V150L169 151ZM169 152H168V155H169ZM173 152V150H172ZM194 152V151H193ZM205 152V151H204ZM203 152V153H204ZM240 152V151H238ZM85 153V152H84ZM95 153V152H93ZM119 153V155H118ZM149 153V154H148ZM167 153V152H166ZM175 153V152H173ZM171 153V154H173ZM183 153H186V151ZM181 154L180 157L184 154ZM96 154V153H95ZM135 154H138L139 153H134ZM180 154V153H179ZM178 154V155H179ZM197 154V152H196ZM96 155V156H97ZM122 155H124L122 153ZM132 154H130L131 156ZM137 156H133V158L135 157H138ZM140 155V156H141ZM167 156V154H165ZM189 155V154H188ZM246 155V154H245ZM95 156V155H94ZM129 156V157H130ZM139 156V157H140ZM153 156V157H152ZM159 156V157H160ZM177 156V155H176ZM175 156V157H176ZM138 157V158H139ZM169 157V156H168ZM188 157V156H187ZM191 157V156H190ZM261 157V156H260ZM131 158V157H130ZM131 158V159H133ZM137 158V159H138ZM149 158V157H148ZM150 158V159H151ZM166 158V157H165ZM173 158V157H172ZM177 158V157H176ZM175 158V159H176ZM233 158V157H231ZM250 158V157H249ZM136 159V160H137ZM141 160V158H139ZM144 159V160H145ZM157 159V158H156ZM155 159V161H157ZM160 159V161H161ZM169 159V158H168ZM185 159V157H184ZM183 159V160H184ZM191 159V158H190ZM214 159V158H213ZM258 159V158H257ZM140 160V161H141ZM146 160H145V163H146ZM149 160V159H148ZM153 160V159H152ZM152 160H149V161H152ZM179 160V159H178ZM222 160V159H221ZM240 160V159H239ZM134 161V159H133ZM159 161V162H160ZM167 161V159H166ZM176 161V160H175ZM246 161V160H245ZM130 162V163H131ZM143 162V161H142ZM206 162V161H205ZM249 162V161H248ZM125 163V162H124ZM135 163V164H134ZM139 163V162H138ZM141 163V162H140ZM139 163V164H140ZM150 163V162H149ZM153 163V161H152ZM155 163V162H154ZM153 163V164H154ZM168 163V162H167ZM184 163V161H183ZM207 163V162H206ZM239 163V162H238ZM238 163H236L238 165ZM136 166H134V165ZM148 164V163H146ZM145 164V165H146ZM151 164V163H150ZM201 164V163H200ZM222 164V163H221ZM244 164V162H243ZM142 165V163L140 164ZM155 165H157L155 163ZM163 165V164H162ZM189 165V164H188ZM206 165V164H205ZM209 165V164H208ZM215 165V164H214ZM219 165V164H218ZM242 165V164H241ZM249 165V164H248ZM131 166V167H132ZM139 166V165H138ZM165 166V165H164ZM221 166V165H220ZM246 166V164H245ZM147 167V166H146ZM145 167V168H146ZM138 168V167H137ZM136 168V169H137ZM171 168V167H170ZM216 168V167H215ZM261 168V167H260ZM129 169V168H127ZM141 169V168H140ZM139 169V170H140ZM201 169V168H200ZM205 169V168H204ZM228 169V167H227ZM131 170V169H130ZM218 170V169H217ZM141 171H143L141 169ZM157 171V170H156ZM160 171V170H159ZM214 171V170H213ZM235 171V170H234ZM257 171V170H256ZM137 172H140L138 171L137 169ZM136 172V174H137ZM147 172V171H146ZM151 172V171H150ZM153 172V171H152ZM163 172V171H161ZM223 172V171H222ZM230 172V171H229ZM255 172V171H254ZM262 172V171H261ZM157 173V172H156ZM154 174V173H153ZM159 174V173H158ZM157 174V176H158ZM162 174V173H161ZM213 174V173H212ZM211 174V176H212ZM224 174V172L222 173ZM146 175V174H144ZM143 175V177H144ZM160 175V174H159ZM165 175V174H164ZM225 175V174H224ZM234 175V174H233ZM232 175V176H233ZM152 176V174H151ZM155 176V175H154ZM166 176V175H165ZM170 176V175H169ZM209 176V175H208ZM153 177V176H152ZM167 177V176H166ZM166 177H161V180H162V183L165 181H163V178L167 179ZM217 177V176H216ZM227 177V176H226ZM261 177V176H260ZM147 178V177H146ZM157 178H160L159 176ZM219 178V177H218ZM243 178V177H242ZM249 178V177H248ZM142 181H141V180ZM151 180H153L152 178H150ZM214 179V177L212 178ZM251 179V178H250ZM149 179H147L148 181ZM161 180H158L157 182H161ZM170 180V179H169ZM174 180V179H172ZM215 180V179H214ZM213 180V181H214ZM218 180V179H217ZM221 180V179H220ZM227 180V179H226ZM255 181V179H252ZM150 181V180H149ZM168 181V180H167ZM166 181V182H167ZM195 181V180H194ZM219 181V180H218ZM248 181V179L246 180ZM250 181V180H249ZM257 181V180H256ZM255 181V182H256ZM259 181V179H258ZM258 181H257V184H258ZM261 181V180H260ZM141 182L143 183L141 185ZM153 182V181H152ZM156 182V183H157ZM160 182H159V185H160ZM221 182V181H220ZM233 182V181H232ZM264 182V180L262 181ZM261 182V183H262ZM135 183V186L137 184V186H140L138 187L139 189L136 190L138 191V195L136 197L139 198L138 201H136L135 199V196L134 194H128V190H130L129 188L131 187V185ZM151 183V182H149ZM154 183V182H153ZM165 183V182H164ZM168 183V182H167ZM175 183V182H174ZM214 183V182H213ZM223 183V182H222ZM254 183V182H253ZM147 184V183H145ZM152 184V183H151ZM172 184V183H171ZM189 184V183H188ZM187 184V185H188ZM203 184V183H202ZM212 184V183H211ZM219 184V183H217ZM228 184V182H227ZM238 184V183H237ZM242 184V183H241ZM194 185V184H193ZM206 185V184H205ZM204 185V186H205ZM208 185V184H207ZM205 186V187H209V186ZM222 185V184H221ZM224 185V184H223ZM260 185V183H259ZM135 186L133 184V188L132 189H135ZM170 186V185H169ZM195 186V185H194ZM203 186V187H204ZM254 186H257V185H254ZM253 186V187H254ZM146 187L148 186H145V190H146ZM196 187H199V186H196ZM211 187V186H210ZM209 187V188H210ZM220 187V186H219ZM258 187V186H257ZM190 188V186H189ZM193 188V187H192ZM209 188H206V189H209ZM213 188V187H211ZM210 188V190H212ZM215 188V189H214ZM213 190H216V188L218 187H215L214 186ZM238 188V187H237ZM241 188V187H240ZM85 190L86 192H84L83 190ZM137 189V188H136ZM247 189V188H246ZM202 191L205 190V189H201ZM200 190V191H201ZM210 190H208V193L210 192ZM212 190V191H213ZM232 190V189H230ZM251 190V189H250ZM131 191V190H130ZM135 190L133 192H136ZM206 191V190H205ZM221 191V190H220ZM144 192H147V191H144ZM143 192V193H144ZM161 192H164L163 194ZM239 192V191H238ZM244 192V191H243ZM141 193V194H140ZM149 194V191L147 192ZM153 193V192H152ZM151 193V195H153ZM211 193V192H210ZM258 193V192H257ZM109 196H108V195ZM140 194V195H139ZM145 194V193H144ZM147 194V196L149 197V195ZM195 194V193H194ZM198 193H196L197 195ZM204 194H207V191L204 193ZM221 195V192L218 193ZM227 194V192H226ZM229 194V193H228ZM261 194V193H260ZM106 195L107 197H109V200L106 199ZM136 195V193H135ZM195 195V196H196ZM200 196V194H198ZM212 195V194H211ZM214 195V194H213ZM225 195V194H223ZM252 195V194H251ZM133 196H134V199L135 201L133 200ZM193 199H195V196L192 195ZM206 196V195H205ZM204 196V197H205ZM209 196V194H208ZM217 197V194L215 195ZM222 196V195H221ZM226 196V195H225ZM224 196V197H225ZM229 196V195H228ZM234 196V195H233ZM238 196V195H237ZM145 197V196H144ZM152 197V196H151ZM201 197V196H200ZM210 197V196H209ZM208 198V197H207ZM206 198V199H207ZM212 198V197H211ZM214 198V196H213ZM212 198V199H213ZM223 198V197H222ZM251 198V197H250ZM191 199V200H193ZM204 199V198H203ZM216 199V198H214ZM213 199V200H214ZM225 198H223L224 200ZM247 199V198H246ZM144 201V199H142ZM151 200H153L151 202ZM190 200V202H191ZM205 200V199H204ZM219 200V199H217ZM159 201L161 202V204H159ZM187 201V200H186ZM212 201V200H211ZM209 201V202H211ZM226 201V200H225ZM241 201V200H240ZM188 202V201H187ZM203 202V200H202ZM201 202V203H202ZM213 202V201H212ZM220 202V200H219ZM232 202V201H231ZM246 202V201H245ZM252 202V201H251ZM263 202V201H262ZM184 203V202H183ZM194 203V202H193ZM205 202H203L204 204ZM230 203V202H229ZM236 203V202H235ZM239 203V202H237ZM241 203V202H240ZM248 203V201H247ZM247 203H245L247 205ZM254 203V202H253ZM178 204V203H177ZM177 204L176 207H177ZM190 204V203H189ZM195 204V203H194ZM193 204V205H194ZM197 204V203H196ZM210 204V203H209ZM223 204V203H222ZM244 204V202H243ZM251 203H248V205L250 207H252ZM255 204V203H254ZM192 205V204H191ZM212 205V204H211ZM217 205V204H216ZM224 205V204H223ZM189 206V205H188ZM197 206V205H196ZM207 206V205H206ZM227 206V205H226ZM235 206H237V208H240L242 206L243 208V205L242 204H236ZM235 206H233L235 208ZM245 206V205H244ZM248 206V207H249ZM195 207V206H194ZM200 207V205H199ZM213 207V205H212ZM214 207H215V203H214ZM222 207V206H221ZM246 207V206H245ZM244 207V208H245ZM249 207V208H250ZM253 207H255V205H253ZM263 207V206H262ZM175 208V209H174ZM179 208V207H178ZM201 208V207H200ZM199 208V209H200ZM209 208V207H207ZM231 208V207H230ZM234 208H231L234 210ZM237 208H235V210L233 211L232 213V210L230 212H228V214L226 215L227 219H228V215H234V214H239L237 213ZM243 208V209H244ZM247 208V207H246ZM257 208V207H256ZM256 208H253L251 210H249L251 213H254L253 216L255 214H257L258 212L262 211L261 209H256ZM261 208V207H260ZM202 209V208H201ZM263 209V208H262ZM218 210V209H217ZM220 210V209H219ZM229 210V208L227 209V211ZM242 210V209H241ZM248 210V209H246ZM253 210V211H252ZM255 210H258V212L256 213ZM213 211V210H212ZM239 211V210H238ZM248 211V212H249ZM219 212V211H218ZM222 212V211H221ZM243 212V211H242ZM264 212V210H263ZM262 212V213H263ZM211 213V212H210ZM227 213V212H226ZM244 213H247L246 211ZM250 213V214H251ZM218 214V213H217ZM219 214H221L219 212ZM248 214V213H247ZM249 214V215H250ZM261 214V213H260ZM258 214L256 217L258 218L259 216L262 217V215ZM206 215V214H205ZM214 215V214H213ZM222 216L225 215V213L221 214ZM244 215V214H243ZM140 216V217H139ZM143 216V217H142ZM147 217V218H144ZM198 216V217H197ZM238 216V215H237ZM242 216V215H241ZM252 216V215H251ZM144 218L143 222H140V223H137V221L135 220V218L138 220V218ZM197 217V218H196ZM209 218V216H206ZM212 217V216H211ZM217 217V215H216ZM220 217V215H219ZM225 217V216H224ZM232 217V216H231ZM230 217V218H231ZM247 217V216H246ZM245 217V218H246ZM203 218V217H202ZM218 218V217H217ZM223 218V217H221ZM220 218V220H221ZM239 218V217H238ZM245 218H242V220H245ZM260 218V217H259ZM205 219V218H204ZM203 219V220H204ZM207 219V218H206ZM214 218H212L211 221H213ZM226 219V220H227ZM247 219V218H246ZM216 220V219H215ZM218 220V219H217ZM250 220V219H249ZM259 220V219H258ZM241 221V220H240ZM246 221V220H245ZM244 221V222H245ZM262 221V220H260ZM177 222H181L180 224H178ZM183 222V223H182ZM216 222V221H215ZM220 222V221H219ZM224 222V220H223ZM236 222H239L238 220ZM247 222V221H246ZM259 222V221H258ZM202 224V227L199 225V224ZM203 223H204V226H203ZM227 223V222H226ZM225 223V224H226ZM230 223V222H229ZM228 223V224H229ZM242 224V222H239ZM253 222H251L252 224ZM222 224V223H221ZM221 224H220V228L216 231H219V230H222L221 228ZM231 224V223H230ZM245 224V223H244ZM256 224V223H255ZM232 227L234 226L233 223L231 224ZM248 225V224H247ZM253 225V224H252ZM223 226V225H222ZM259 226V225H257ZM257 226H255L257 228ZM264 226V225H263ZM229 227V225H228ZM227 227V230L228 229ZM237 227V226H236ZM234 228L233 229H238V228ZM187 229L186 231H184L183 229ZM198 228V229H199ZM210 228V229H211ZM225 228V227H224ZM241 228V227H240ZM239 228V229H240ZM199 229V231H200ZM209 229V230H210ZM214 229H213V232H214ZM226 229V228H225ZM224 229V231H225ZM231 229V228H230ZM232 229V233L231 235L233 234V230ZM238 229V230H239ZM242 231L244 230L243 228H241ZM240 229V230H241ZM259 229V228H258ZM184 233H182L183 231ZM238 230H235L238 231ZM239 230V231H240ZM250 230V228L248 229ZM254 230V229H253ZM198 231L197 229H195V232ZM198 231V232H199ZM202 231V230H201ZM205 231V230H204ZM203 231V232H204ZM206 230L205 232L209 234L210 231ZM212 231V230H211ZM215 231V232H216ZM223 231V230H222ZM225 231V232H226ZM238 231V233H239ZM252 231V230H251ZM257 231H260V230H257ZM194 232V231H193ZM197 232V233H198ZM231 232V230H230ZM249 232V231H248ZM256 232V231H255ZM189 233V232H188ZM187 233V234H188ZM221 233V232H220ZM219 233V234H220ZM229 233V232H228ZM243 233V232H242ZM246 232H244L245 234ZM257 233V232H256ZM262 233H263V230H262ZM192 234V233H191ZM200 234H203L200 232ZM205 234V233H204ZM215 233H212L210 232V235H209V238H211L210 236L213 235ZM251 234V233H250ZM259 234V233H258ZM189 235V234H188ZM196 235V234H195ZM199 235V234H198ZM197 235V236H198ZM224 235V234H223ZM241 235V234H240ZM239 235V236H240ZM256 235V234H255ZM262 235V234H261ZM264 235V233H263ZM192 237H194L193 235H191ZM226 236V235H225ZM244 236V235H243ZM206 237V235H205ZM219 237V236H218ZM223 237V236H222ZM236 237V236H235ZM255 237V236H254ZM261 237V236H260ZM259 237V238H260ZM263 237V236H262ZM261 237V238H262ZM188 238V237H187ZM214 238H215V235H214ZM253 238V237H252ZM256 238V237H255ZM260 238V239H261ZM207 239V238H206ZM217 239V238H216ZM238 239V238H237ZM263 239V238H262ZM187 240V239H186ZM215 240V239H214ZM226 240V239H225ZM236 240V239H235ZM248 240V239H247ZM257 240V239H256ZM224 241V240H223ZM240 241V239H239ZM262 241V240H261ZM211 242V241H210ZM228 242V241H227ZM259 242V241H258ZM207 243V240L205 242V244ZM224 243V242H223ZM233 243V242H232ZM236 243V242H235ZM255 243V241H254ZM187 244H188V241H187ZM193 244V243H192ZM204 244V243H203ZM209 243H207V246H208ZM237 244V243H236ZM243 244V243H242ZM241 244V245H242ZM256 244V243H255ZM210 245V244H209ZM185 246V245H184ZM192 246V245H191ZM198 246V245H197ZM207 246H202L200 247L201 249L204 247V248H207ZM247 246V245H246ZM210 247V246H208ZM212 247V246H211ZM210 247V248H211ZM220 247V246H219ZM249 247V246H248ZM191 248V247H190ZM196 248V247H195ZM199 248V249H200ZM203 248V249H204ZM217 248V247H216ZM193 249V248H192ZM209 249V248H207ZM197 250V249H195ZM194 250V251H195ZM212 251V249H210ZM209 250V255H211L210 253H212L211 251ZM215 250V249H214ZM218 250V249H217ZM243 250V249H242ZM188 251V250H187ZM191 251V250H190ZM189 251V252H190ZM193 251V250H192ZM199 251V250H198ZM207 253H208V250H206ZM205 251V252H206ZM219 251V250H218ZM240 251V250H239ZM237 251V252H239ZM248 251V250H247ZM197 252V251H196ZM200 252V251H199ZM256 252V251H255ZM185 253V252H184ZM204 253L201 251V254ZM206 253V254H207ZM214 253V252H213ZM212 253V254H213ZM261 253V252H260ZM188 254V253H186ZM193 254V252L191 253V255ZM197 254V253H196ZM196 254L194 253V255L192 256H196ZM254 254V253H253ZM182 255V254H181ZM216 255V254H215ZM222 255V254H221ZM183 256V255H182ZM190 256V255H188ZM188 256H185L187 257V259L189 258V262L190 264H192L191 262L193 261H190V257ZM198 256V255H197ZM203 256V255H200V257ZM208 256V255H207ZM206 256V257H207ZM218 256V255H217ZM153 257V258H154ZM157 257V259H158ZM204 256V258H206ZM209 257V256H208ZM206 258L210 261V259L212 258ZM214 257V256H213ZM184 258V257H183ZM203 259V257H201ZM218 258V257H217ZM261 258V257H260ZM155 259V258H154ZM156 261H159V259ZM201 261L199 260H194V261H199V262H204V259ZM214 259V258H213ZM212 259V260H213ZM220 259V258H219ZM235 259V258H234ZM248 259V258H247ZM152 260V259H151ZM149 260V261H151ZM181 260H185L184 259H181ZM259 260V258H258ZM257 260V261H258ZM149 261H147L146 263H148ZM154 261V260H153ZM188 261V260H187ZM187 261H184L186 263L189 264V262ZM193 261V262H194ZM232 261V260H231ZM180 262V261H179ZM177 261L178 264H182L179 263ZM183 262V263H184ZM199 262L197 264H199ZM208 262V261H207ZM216 262V261H215ZM243 262V261H242ZM259 262V261H258ZM145 263V264H146ZM154 263V262H153ZM159 263V262H158ZM157 263V264H158ZM176 263V264H177ZM210 263V262H209ZM221 263V261H220ZM219 263V264H220ZM235 263V262H234ZM247 263V262H246ZM142 264V263H141ZM144 264V263H143ZM150 264H152V262H150ZM185 264V263H184ZM193 264H196L193 263ZM201 264V263H200ZM206 264V263H205ZM215 264V263H214ZM217 264V263H216ZM252 264V263H251ZM261 264V263H260Z\"/></svg>",
	"mask_w": 264,
	"mask_h": 264
},
{
	"label": "rangeland",
	"instance_id": "rangeland-1",
	"mask_svg": "<svg viewBox=\"0 0 264 264\" xmlns=\"http://www.w3.org/2000/svg\"><path fill=\"white\" fill-rule=\"evenodd\" d=\"M2 1V0H1ZM6 2H7V0H5ZM129 1V0H128ZM130 3H134L133 5H139L138 7L136 6V8H138L142 13H143V11L146 9V10H149L148 8H151L152 7V4H151V2L149 1V0H141L140 2H139V0H131V1H129ZM136 2H139V3H136ZM144 2H146V3H144ZM148 2H149V4L151 5V6H149V4H148ZM8 3V2H7ZM166 3V4H165ZM169 3V4H168ZM2 3H0V7L2 8L4 5H1ZM162 4V5H161ZM160 5H155V6H157V7H155L156 9H157V11H155V12H160L161 13V15L162 16H164L165 17V13H166V15H167V13H174V14H171V15H175L176 16V12H174L175 11V7H171V6H173V3L171 4V2H167V1H163V3H161ZM128 5V6H127ZM142 5V6H141ZM147 5V6H146ZM170 5V6H169ZM144 6L146 7L145 9H144ZM164 6V7H163ZM130 7H132V6H130L129 4H125V7L124 8H126V10H124V8H123V10L124 11H121V9H120V11H119V17H120V15L122 16V17H124V19H126L125 20V22L127 21V20H129V18H130V20L129 21H131L132 19H134L135 21H137L135 18H131L132 16L130 15H128L129 16V18L127 19V14H125L124 12H126L127 11V8L129 9ZM148 7V8H147ZM196 7V6H195ZM194 7V8H195ZM135 8V7H134ZM190 8V7H189ZM144 9V10H143ZM152 9V8H151ZM151 9L149 10L150 12H151ZM173 11H172V10ZM191 9H193V7L191 8ZM137 10V9H136ZM144 11V13H149V11ZM168 11V12H167ZM121 13V14H120ZM122 13H123V15H122ZM179 14L181 13V12H178ZM164 14V15H163ZM170 14H168L169 16H171ZM182 14V13H181ZM18 15V14H17ZM17 15H15L14 16V18H20L21 17V15L19 14V16L17 17ZM167 15V16H168ZM178 15V14H177ZM67 16V17H66ZM66 18H68V16H70V15H67L66 14ZM121 17V18H122ZM180 17H185V16H180ZM179 17V18H180ZM13 18V17H12ZM139 18V17H138ZM141 18V17H140ZM142 18H144V17H142ZM141 18V19H142ZM15 20V19H14ZM101 22H102V20L101 19H99ZM134 20H132V21H134ZM166 19H163V22L165 21ZM129 21H127L128 23L127 24H131V23H133V25L131 24L130 26H128V25H125L124 27H122V25H120L121 27H119L118 26V24H116V25H112L111 27L113 28V30H112V28H109V29H107L106 28V26H105V23H103L102 22V24H101V22H100V24L101 25H99V23H98V25L101 27V28H98L96 25H94L95 27L93 28V26H92V28H91V31H94V35H97V33H100V32H102L103 33V35H105V36H102V34H98L97 36H101L102 38L101 39H103L102 41L104 42V40H106V42L108 43L107 44V48H106V44H102V45H104L105 47H103V46H99V48L100 47H102V48H100V51H98L99 50V48L96 50V49H93L92 48V46H91V48H92V51H91V48L89 47V43L87 42L86 43V41L85 42H80V43H75V45H78V50H77V48H76V50L75 49H72V52L74 53V54H78V57L79 58H75V57H72V56H67V63H66V65L67 66H69V68L66 66V67H64L65 65L63 64L64 62H62V58H60L59 57V59H55V57H56V55H54V54H51V52H49L48 50H50L51 51V48H45V49H47V51L45 50V53L43 52H37L36 50H38V49H36V50H34V51H32L34 54H35V56L34 55H30L29 54V56H30V60H29V56H28V50L30 49L29 48V46H28V44H25L24 46H28V50H27V47H24V46H22L23 45V41H26L27 39H30V38H34L35 37V35H37V36H40L38 33V30L40 31H42L43 30V33L44 32H49L48 31V28H46V27H44V28H41V26L40 25H38V24H36L35 23V25L33 26V24L34 23H31L30 22V25L31 26H33V29H32V27H31V29H30V31L28 32L29 34L27 35V33H24V35L22 34V32H21V35H22V37H20L21 35H20V33H18V35L16 34H11V35H14V36H10V34L9 35H6V36H4V38L5 39H7L8 38V36H10L8 39H10V41H12V42H15V40L14 39H16V42L14 43V45H12L11 46V44H10V46H8L7 45V43H6V45L4 44V43H1L0 42V45L3 47V48H5V50H7V46H8V50L7 51H3V48L1 49L0 48V50H2L3 51V53H7L8 51H9V54L8 55H11L13 52H15L14 54H12L11 56H10V58L11 57H13V58H11V60H13L14 62L12 63H10L9 64V60H10V58H7V56L8 55H3V53H2V51L0 52L1 54H0V59H1V61H0V71L2 70L3 71V73H2V71H1V73H0V79L2 80L3 78H5V80L3 79L2 81L0 80V82H2L4 85L3 86H5V87H3L2 86V84L0 83V85L2 86V88H1V86H0V93H1V95H3V93L6 95H8V97H7V95L4 97V96H1L0 95V108H2V109H0V118H2L3 117V115L5 116V115H8L10 112V114L9 115H11L12 114V116L14 115V116H16V118L15 119H19L20 120V118H24V117H27V118H29V114H30V116H33L34 118H35V114H36V118H39L38 116H40V118L42 117V118H44L45 116L46 117H48V114L47 113H49L47 110V108H49V111H50V114H53L54 112H55V109L57 108V107H59V108H57L56 109V115H55V113H54V115L53 116H60V115H62V111H63V115H67L68 117L71 115V116H75L74 118H79L77 121L79 122V121H81V120H84V119H89V122L90 123H92L93 124V121H94V125H95V122H96V124H97V121H98V123L100 122L102 125H104V127L106 126V124L107 125H113L114 126V129L115 130H117V128H118V130H117V134L118 135H116V132L113 130V135L112 134H110L111 135V137H110V139H111V141H115V140H113V139H115V138H117V136H122V139L124 138V139H126V140H122L121 139V137L119 136L118 137V139H116V141L117 140H119V138H120V140H121V142L120 141H117V144H116V141H115V147H116V149L114 148V149H112L113 147L112 146H110V148H109V146L107 147V146H105V148H107V150L105 149V148H103V147H99V145H101V146H104V145H102V144H92L91 143V140L89 141V139L93 136L92 135V133H91V136H90V133H89V130L87 129V130H84V132L85 133H87V134H84V132H80L81 134H79L78 136L79 137H77L78 139H76L77 140V142H76V145L78 146V147H80L79 149H81L80 151H81V153L83 152V154L85 155H87V153H89L91 156H92V159H97L98 157H100V155L98 154L97 155V153H100V154H102L103 153V151H108V148L111 150H117V152H120V156L121 157H118V160H123L125 157H127V159L129 158L132 162H136V161H138L139 163L141 162L142 163V165H140L138 162H136V165H134V166H136V167H134L135 169H133V166L131 167V166H129V167H127V168H129V169H127V168H125V170L127 171L128 170V173H129V171H131L130 173L131 174H133L134 176H136L137 175V177H138V174L140 175L139 177H141L142 178V180H143V178H144V180L146 181V182H144V181H142L141 179V181L144 183H142L141 182V185L143 184L144 185V188H143V186H142V190H141V198L142 199H144V201L140 198V196H139V198L141 199V205L142 206H144V204H143V202L146 204V201L148 202V200H149V202L148 203H150V199L152 198L153 200L157 197V195H154V191H156V189L155 188H159L158 190H157V192H155V194L156 193H158L159 192V190H162L163 189V185L162 184H167V185H165V189L166 188H169V189H166L167 191L166 192H171V194H172V189H173V184L175 185V187L177 186V185H179V183L181 184V183H183V182H185V183H183L184 185H186V188H187V190L189 189V191H192V192H190V198L191 199H193L194 197L192 196V195H196V193H198V194H200V196L197 194L196 196H195V199H193V200H191V202H190V200L189 199H186L185 201L183 200V202H182V204L180 203L181 202V200H179V201H177L175 204H177V207H176V205L174 204V207L175 208H177V210H178V213H180V211L182 210V207H183V209H185V208H191L192 206V209L191 210H194V211H192L193 212V214L195 213V214H197L198 213V219L199 218H201V223L202 222H204L205 220V222H213V223H215V225L213 226V227H215L216 226V224L218 225V227L216 226L215 228L216 229H214V228H207L206 229V227H204V229H202L203 227H202V224L200 223L199 225L202 227L201 229L198 227V226H196L197 228H193V229H191V231H190V229H183L184 231H186L185 233H184V231L182 232V233H184L185 235V238L184 239H182V240H185V241H183V243H182V245H181V247L183 248L182 249V255L180 254L179 256H178V258H180V256H181V259H184L185 258V260H181V259H176L174 262H173V264H176L177 263V261L179 262V263H181L182 262V264H188V263H186V262H184V261H187V262H189V258L187 259V257H185V256H188V255H190L191 256V258H190V261H192V259H193V261L194 260H199V261H201V257H203V259H204V262L206 263V264H219L220 263V261H221V263L220 264H264V235H263V233H264V212H263V210H264V182H262L263 180H264V137H260V138H258V137H254V138H252V137H248V138H245V139H241V138H237L236 137V135H235V133L233 132L232 133V131L230 132V135H229V131L228 130H224V131H215L214 130V128H212V126H214V125H216V126H218V125H220L222 122H224L225 120H226V118H227V116L229 115V112H231V113H234V114H239L240 116H241V114H242V118H245V115L248 113V112H250V111H252V110H256V108H261V109H263V111H264V92H259V91H255L254 90V92L253 91H250V89H248V88H246L245 86H246V84L245 83H242L241 84V86H244V87H241V86H239V85H236L237 83L236 82H238V79H249L250 77H259V76H264V42L263 43H256V44H254V47H253V45H252V48L253 49H251L250 48V50L251 51H249L248 50V52H242L241 53V55H242V58H248V59H243V62H242V64H241V62L239 63L236 59H235V62L233 61H231V64L232 65H234V70H233V67H229L228 68V70L226 69V70H222L221 72H220V76L221 77H223V79H220L221 80V83H220V80H219V83L218 84H220V85H218L217 86V89H215V85L210 81V79L208 78V77H206V76H208L207 75V73L208 74H210L209 73V71H210V69L208 68V66L206 65L207 63L206 62H208L207 60H205V59H207V58H205L206 57V55L205 54H207L208 53V51H206V49H205V47H207V45L205 46V44H206V39H207V33H203V31L205 32H207V30H206V27H205V25H201V27L200 26H196L195 25V27H194V25H192L191 26V24L189 25V27H188V25H180V26H175L174 27V25L172 24V26H171V23H170V21H169V23L168 22H165L164 23V25H163V22L162 21H160V20H158V21H160L159 23H157L158 25H154V26H152V27H150V26H144V27H142V29H141V27L140 26H138V25H136V27L134 26L135 25V21L134 22H129ZM1 24L2 25H4L2 22H1ZM84 24V23H83ZM104 24V25H103ZM166 24H168V25H166ZM6 25V24H5ZM4 25V27L5 28H8L7 26H5ZM37 25V26H36ZM170 25V26H169ZM36 26V27H35ZM104 26V28H106V29H102V27ZM109 26V25H108ZM107 26V27H108ZM114 26H115V28H114ZM117 26V27H116ZM128 26V27H127ZM133 28H132V27ZM159 26H160V28H159ZM169 26V27H168ZM97 27V29H95ZM135 27V28H134ZM165 27V28H164ZM166 27H167V29H166ZM170 27H171V30H169L170 29ZM194 27V28H193ZM34 28H35V30H34ZM37 28V29H36ZM57 28V27H56ZM56 28H53L52 29V31L54 30L55 31V29ZM122 28V29H121ZM137 28V29H136ZM140 28V29H139ZM143 28H144V31H143ZM174 28H175V30H174ZM178 28V29H177ZM185 28V29H184ZM200 28H201V30H200ZM203 28V29H202ZM205 28V29H204ZM102 30V31H100V30ZM120 29V30H119ZM161 29V30H160ZM179 29H181V30H179ZM183 29V30H182ZM191 29V30H190ZM31 30H34L33 31V33H32V31ZM47 30V31H46ZM103 30H105V31H103ZM109 30H110V32H109ZM167 30V31H166ZM188 30V31H187ZM189 30H190V32H189ZM198 32H197V31ZM37 31V32H36ZM51 31V32H52ZM57 32L59 31V28H57V30H56ZM96 31H99V32H97L96 33ZM107 31V32H106ZM112 31H114V32H112ZM116 31V32H115ZM118 31H120V32H118ZM124 33H123V32ZM149 31H151V32H149ZM162 31V32H161ZM183 31V33H179V32H182ZM194 31H196V33L194 32ZM241 31V30H240ZM35 32V33H34ZM106 32V34H104ZM154 32V33H153ZM174 32V33H173ZM187 34H186V33ZM188 32H189V34H188ZM201 32H202V34H201ZM30 33H32L34 36H31L30 35ZM42 32H40V34L43 36V37H49V35L51 36V34L49 33L48 35H46V33L45 34H43ZM93 33V32H92ZM109 33V34H108ZM116 35H115V34ZM117 33H119V34H117ZM122 33V34H121ZM127 33V34H126ZM157 33H159V34H157ZM168 33V34H167ZM170 33V34H169ZM174 35H173V34ZM178 33V34H177ZM193 33V34H192ZM111 34V35H110ZM132 34V35H131ZM135 34V35H134ZM166 34V35H165ZM176 34V35H175ZM196 34V35H195ZM201 34V35H200ZM206 34V35H205ZM29 37H27V36ZM89 36H90V34H88ZM115 35V36H114ZM128 35V36H127ZM131 35V36H130ZM171 35H173V36H171ZM184 35V36H183ZM188 37H186V36ZM26 36V37H25ZM125 36V37H124ZM156 36V37H155ZM161 36V37H160ZM162 36H163V38H162ZM171 36V37H170ZM175 36H179V37H175ZM190 36V37H189ZM193 36V37H192ZM206 36V38H204ZM13 37H15V38H13ZM91 37H92V35H91ZM104 37H106V39L104 38ZM112 37V38H111ZM12 38V39H11ZM22 38V39H21ZM25 38H27V39H25ZM113 38H115L114 40H115V43H117V44H115V43H113L112 41H114L113 40ZM120 38H121V40H120ZM145 38V39H144ZM147 38V39H146ZM159 38V39H158ZM165 38V39H164ZM182 38V39H181ZM189 38H190V40H189ZM195 38H196V40H195ZM70 39V38H69ZM107 39L110 41V39H111V41H110V43H109V41H107ZM131 39V40H130ZM167 39V40H166ZM186 39V40H185ZM188 39V40H187ZM191 39H193V40H191ZM129 40V41H128ZM178 40H180V41H178ZM185 40V41H184ZM202 40V41H201ZM9 41V40H8ZM17 41L19 42V43H17ZM21 41V42H20ZM128 41V42H127ZM131 41V42H130ZM159 41V42H158ZM184 41V42H183ZM187 41V42H186ZM190 41V42H189ZM193 41H194V43H193ZM205 41V42H204ZM77 42V41H76ZM106 42H104V43H106ZM112 42V43H111ZM121 42V43H120ZM130 42V43H129ZM163 42H164V45H163ZM171 42H173V44H174V46L176 47V46H178V48L176 47H173V44L171 43ZM198 42V43H197ZM85 43V44H84ZM119 43V44H118ZM148 43V44H147ZM154 43H156V44H159L160 46L162 45V47H159V45H157L158 46V48H157V46H155V45H152V44H154ZM167 43H169L171 46L170 47H168V45L169 44H167ZM187 43V44H186ZM203 43H204V45H203ZM15 44H17V45H15ZM82 44L83 45H85V47H88L87 48V50H88V54L87 53H85V51H86V48L84 47V46H82ZM88 44V45H87ZM111 44V45H110ZM112 44L114 45V46H112ZM120 44H122L121 45V47L119 46ZM165 44H167V47H165L166 49L167 48H170L171 50H169V51H171V52H174V51H176L175 53H177L176 55H178V56H175V53H174V56L171 54V52L168 54V49L166 50L165 48H163V46H166ZM177 44V45H176ZM179 44V45H178ZM181 44V45H180ZM192 44V45H191ZM22 46V48H20L21 46ZM74 45V44H73ZM118 45V46H117ZM132 45V46H131ZM195 45V46H194ZM199 45V46H198ZM16 46V47H15ZM143 47V50L141 49L142 47ZM151 46V47H150ZM188 46H189V48H188ZM9 47H11V48H9ZM18 47V48H17ZM82 47H84V48H82ZM125 47V48H124ZM137 47V48H136ZM156 47V48H155ZM181 47V48H180ZM195 47V48H194ZM16 48V49H15ZM104 48V49H103ZM113 48V49H112ZM120 48V49H119ZM133 48V49H132ZM135 48V49H134ZM144 48H146V49H144ZM153 48L154 49H156V50H153ZM186 48V49H185ZM191 48V49H190ZM200 48H202V49H200ZM10 49H11V51H12V53H11V51H10ZM15 49V50H14ZM19 49V50H18ZM21 49H26L27 51H25V56L24 55H22V56H19L20 55V51H21ZM82 49V50H81ZM109 49V50H108ZM138 49V50H137ZM157 49H158V51H157ZM173 49V50H172ZM176 49V50H175ZM185 49V50H184ZM193 49V50H192ZM198 49H200V50H197ZM43 50V51H44ZM104 51V52H102V51ZM149 50H151V52L149 51ZM161 50H162V52H161ZM164 50V51H163ZM184 50V51H183ZM196 50V51H195ZM207 50H208V48H207ZM82 51V52H81ZM94 51V52H93ZM95 51L99 54V55H96L97 53H95ZM114 51V52H113ZM117 51H118V53H117ZM181 51V52H180ZM30 52V51H29ZM37 52V53H36ZM78 52V53H77ZM83 52L86 54V56H87V58H85L86 56H85V54L84 55H81V54H83ZM107 52V53H106ZM122 52V53H121ZM158 52H159V54L160 53H162V54H160L161 56H159L158 58L155 56V57H151V56H153V53H155V54H158ZM182 52H183V54H182ZM193 52V53H192ZM205 54H204V53ZM207 52V53H206ZM18 53V54H17ZM24 53V52H23ZM32 53V54H33ZM38 53H39V55H38ZM81 53V54H80ZM109 53V54H108ZM113 53V54H112ZM117 53V54H116ZM121 53V54H120ZM129 53V54H128ZM147 53V54H146ZM163 53H165V54H163ZM191 53H192V55H191ZM195 53V54H194ZM197 53V54H196ZM199 53H202V54H199ZM40 54H43V55H40ZM49 54L50 55H54V62L56 63V61L55 60H57V63L55 64V63H53V60L51 59V57L49 56ZM91 54H93V55H91ZM105 54V55H104ZM107 54V55H106ZM111 54V55H110ZM114 54H115V57H114ZM118 54H119V57H118ZM154 54V55H155ZM168 54V55H167ZM182 54V55H181ZM200 56H199V55ZM16 55V56H15ZM91 55V56H90ZM94 55L95 56H99L98 57V60L96 59L97 57H94ZM104 57H103V56ZM123 55V56H122ZM129 55H130V57H129ZM134 55V56H133ZM166 55V56H165ZM189 55H191V56H189ZM196 55V56H195ZM208 55V54H207ZM6 56V57H5ZM17 56H19V59L17 58ZM24 56V57H23ZM27 56H28V58H27ZM34 56V57H33ZM47 56V57H46ZM84 56V57H83ZM88 56H90V57H88ZM94 58H93V57ZM111 56V57H110ZM128 56V57H127ZM148 56V57H147ZM183 56V57H182ZM201 56H202V58H201ZM9 57V56H8ZM14 57H16V58H14ZM21 57V58H20ZM33 59H41L40 57H42V58H44V59H47L48 58V63H47V61H46V66L44 67V64H38L39 66L41 65V67H37V64H36V62L34 63V65L32 64L33 63V61L34 60H32L31 61V59L32 58ZM83 57V58H82ZM108 57V58H107ZM123 57V58H122ZM126 57V58H125ZM131 57H132V59H131ZM142 57V58H141ZM189 57V58H188ZM24 58H27V59H24ZM57 58V57H56ZM71 58H73L74 59V61H75V63H76V61L77 60H75V59H79L80 60V62L79 61H77V63H76V65H75V63L73 64V59H72V61H71ZM89 58H90V61H89ZM152 58V59H151ZM173 58V59H172ZM177 58H178V60H177ZM180 58H182V59H180ZM188 58V59H187ZM9 59V60H8ZM20 59L22 60L23 59V61H20ZM60 59H62V60H60ZM68 59H69V61H71V62H69L68 61ZM93 59H94V61H93ZM108 61H107V60ZM124 59H125V61H124ZM130 59V60H129ZM137 59V60H136ZM148 59V60H147ZM150 59V60H149ZM154 59H155V61H154ZM161 59V60H160ZM175 59V60H174ZM185 59V60H184ZM187 59V60H186ZM3 60H5V61H3ZM10 60V61H11ZM16 60V61H15ZM18 60V61H17ZM25 60V61H24ZM30 61L31 62V65L30 64H28V65H30V70H28L27 68L29 67H27V66H25V64H22V62L24 63H26V65H27V61ZM64 60H66V59H64ZM113 60V61H112ZM118 60V61H117ZM144 60H145V62H144ZM160 60V61H159ZM181 60V61H180ZM193 60V61H192ZM198 62H197V61ZM201 60V61H200ZM242 60V59H241ZM246 62H245V61ZM8 61V62H7ZM28 61V62H29ZM51 61V62H50ZM86 61V62H85ZM124 61V62H123ZM143 61V62H142ZM146 61H147V63H146ZM157 61V62H156ZM178 61V62H177ZM3 62V63H2ZM19 62H21V63H19ZM29 62V63H30ZM49 62L52 64V65H50V67L51 68H53V66L55 67V68H53L54 70H52V71H54V72H52V74L50 73L49 75L51 76V78H50V76L49 75H47V79H45L44 77V80L42 81V83H44V85L42 84V87L44 86V88H43V90L40 88V86L39 87H37V88H32L31 87V85L33 84V81H30L31 82V84H30V86H28L27 84H26V80H27V78H25V76L28 74L29 75V72H30V74H32L31 76L29 75V77L30 78H33L34 79V76H35V74L37 73V72H43V69L44 68H46L47 69V66H48V64H49ZM60 62H62V63H60ZM68 62H69V64H68ZM88 62L90 63V64H88ZM92 62H94L93 64H92ZM114 62V63H113ZM134 62V63H133ZM162 62H164V63H162ZM184 62V63H183ZM204 62V63H203ZM17 63H19V65H17ZM79 63V64H78ZM131 63H132V65H131ZM141 63V64H140ZM151 63H154V64H152L151 65ZM173 63V64H172ZM180 63H181V65H180ZM183 63V64H182ZM188 63V64H187ZM194 63V64H193ZM245 63V64H244ZM248 65H247V64ZM4 66H3V65ZM6 64V65H5ZM13 64V65H12ZM54 64V65H53ZM57 64H58V66H57ZM60 64H62L63 65V68L61 69V66L62 65H60ZM116 64V65H115ZM128 64V65H127ZM148 64V65H147ZM161 64V65H160ZM186 64H187V67H186ZM201 64V65H200ZM229 64V63H228ZM253 64V65H252ZM2 65V66H1ZM15 65V66H14ZM33 65V67H34V69L33 70H35V71H33V70H31V68H33V67H31ZM87 65H89V66H87ZM93 67H92V66ZM168 67H167V66ZM192 65V66H191ZM206 65V66H205ZM245 67H244V66ZM250 65H251V67H250ZM261 65V66H260ZM13 66V67H12ZM19 66V67H18ZM111 66V67H110ZM112 66H113V68H112ZM122 66V67H121ZM125 66H126V68H125ZM135 66V67H134ZM147 66V67H146ZM151 68H150V67ZM156 66V67H155ZM158 66V67H157ZM162 66V67H161ZM185 66V67H184ZM204 66V67H203ZM236 66H238V67H236ZM240 66H243V67H240ZM247 66H249L250 68H248ZM4 67V68H3ZM20 67H21V69H20ZM25 67H27L26 69H24ZM35 67H37L36 69H38V71H36V69H35ZM42 67H43V69H42ZM49 67V66H48ZM49 67V68H50ZM58 67H59V69H58ZM129 69H128V68ZM170 67V68H169ZM177 67V68H176ZM184 67V68H183ZM190 67V68H189ZM193 67V68H192ZM197 69H195V68ZM201 67H203V68H201ZM205 67H207V68H205ZM240 67V68H239ZM3 68V69H2ZM116 68V69H115ZM132 68V69H131ZM136 68V69H135ZM154 68V69H153ZM161 68V69H160ZM167 68V69H166ZM182 70V73H181V71H180V69ZM237 68V70H235ZM247 68V69H246ZM256 68V69H255ZM9 69V70H8ZM19 69V70H18ZM55 69H56V71H55ZM66 70L67 69V76H66V74L64 73V70ZM72 69V70H71ZM119 69V70H118ZM121 69V70H120ZM128 69V70H127ZM145 69H146V71H145ZM187 69V70H186ZM189 69V70H188ZM199 69H200V72H197V71H199ZM4 70H5V72H4ZM7 70V71H6ZM14 70V71H13ZM15 70H17V71H15ZM39 70H42V71H39ZM60 70H61V72H60ZM63 70V71H62ZM118 70V71H117ZM127 70V71H126ZM134 70H135V72H134ZM148 70V71H147ZM171 70V71H170ZM202 70V71H201ZM209 70V71H208ZM244 70V71H243ZM246 70V71H245ZM263 70V71H262ZM28 73H27V72ZM33 71V73H31ZM44 71H45V69H44ZM121 71V72H120ZM129 71H131V72H129ZM138 71V72H137ZM143 71H144V74L145 75H143ZM176 71H178V72H176ZM187 71V72H186ZM228 73H227V72ZM7 72H8V74H7ZM15 72L17 73V74H15ZM19 72V73H18ZM24 72H26V73H24ZM75 72V73H74ZM100 72V73H99ZM109 72V73H108ZM125 72V73H124ZM150 72V73H149ZM173 72V73H172ZM202 72H204L203 74H202ZM211 72V71H210ZM241 72V73H240ZM22 73H23V75H22ZM53 73H55V75H54V77H53ZM71 73V74H70ZM92 73V74H91ZM119 75H118V74ZM128 73H129V75H128ZM131 73V74H130ZM133 73V74H132ZM171 73V74H170ZM178 73V74H177ZM201 73V74H200ZM238 73H239V75H238ZM246 73V74H245ZM12 74V78H11V75ZM21 74V75H20ZM70 74V75H69ZM87 76H86V75ZM134 74H136V75H134ZM139 76H138V75ZM141 74H142V76H141ZM153 74V75H152ZM162 74V75H161ZM176 76H175V75ZM224 74V75H223ZM2 75V76H1ZM8 75V79H7V77L6 76ZM82 75V76H81ZM90 75V76H89ZM122 75V76H121ZM124 75V76H123ZM132 75V76H131ZM134 75V76H133ZM148 75V76H147ZM172 76V79H171V76ZM195 75V76H194ZM227 75V76H226ZM242 75V76H241ZM249 75H250V77H249ZM10 76V77H9ZM21 76H22V78H24V79H22L21 78ZM48 76H49V78L51 79V80H48L49 78H48ZM100 76V77H99ZM118 76V77H117ZM131 76V77H130ZM140 78H138V77ZM144 76V77H143ZM147 78H146V77ZM157 76V77H156ZM160 76H163V77H160ZM169 76V77H168ZM205 76V77H204ZM220 76H219V78H220ZM225 76L227 77V79H228V77L229 78H231V79H226L225 78ZM235 76V77H234ZM238 76H239V78H238ZM18 77V78H17ZM28 77V78H29ZM66 77H68V78H66ZM70 77V78H69ZM82 77V78H81ZM87 77H89L88 79H87ZM93 77H94V79H93ZM117 77V78H116ZM119 77H120V79H119ZM129 77V78H128ZM134 77H136L135 79H134ZM165 77V78H164ZM245 77V78H244ZM11 80H10V79ZM20 78V79H19ZM42 78V77H41ZM52 78H56V79H58V82H59V86H60V92H59V89H56L57 91V93L55 92L54 93V91L55 90H52V88L53 89H55L52 85L54 84L52 81H53V79ZM80 78V79H79ZM104 78V79H103ZM112 78H113V80H112ZM127 78V79H126ZM157 78V79H156ZM168 78H169V81H168ZM178 78V79H177ZM22 79V80H21ZM61 79H62V81H61ZM65 79V80H64ZM70 81H69V80ZM90 79H92V80H90ZM96 79H97V81H99V82H97L96 81ZM131 79V80H130ZM165 79V80H164ZM232 79H235V80H232ZM237 79V80H236ZM6 80H9V83L6 81ZM21 82H25L24 83V87H22L21 86V84H20V81ZM95 80V81H94ZM103 80V81H102ZM111 80V81H110ZM126 80V81H125ZM141 80V81H140ZM152 80V81H151ZM222 80H223V82H222ZM225 80V81H224ZM230 80V81H229ZM3 81H6V82H3ZM12 81V82H11ZM16 81V82H15ZM28 81H29V79H28ZM73 81V82H72ZM117 81V82H116ZM122 81V82H121ZM131 81H132V83H131ZM136 81V82H135ZM236 81V82H235ZM65 82V86L63 85V83ZM79 82H81V83H79ZM104 82V83H103ZM109 82V83H108ZM114 82V83H113ZM147 82V83H146ZM154 82H156L155 84H154ZM159 82V83H158ZM163 82V83H162ZM230 82V83H229ZM5 83L6 84H8V85H5ZM15 83V86L13 85ZM61 83V84H60ZM69 83V84H68ZM115 83H117V84H115ZM126 85H124V84ZM223 83V84H222ZM233 83V84H232ZM83 86H82V85ZM111 84V85H110ZM114 84V85H113ZM165 84V85H164ZM194 84V85H193ZM222 84V85H221ZM235 84V85H234ZM18 85V86H17ZM69 85V86H68ZM107 85V87H105ZM128 85V86H127ZM151 85V86H150ZM157 87H156V86ZM230 85V86H229ZM11 86V87H10ZM16 86L18 87V88H16ZM96 86V87H95ZM118 86H119V89H118ZM134 88H132V87ZM140 86V87H139ZM141 86H143V87H141ZM148 86V87H147ZM154 86V87H153ZM198 86V87H197ZM239 86V87H238ZM9 87V88H8ZM15 87V88H14ZM47 87V88H46ZM62 87H63V89H62ZM99 87H100V89H99ZM117 87V88H116ZM127 87V88H126ZM159 87V88H158ZM177 87V88H176ZM194 87V88H193ZM241 87V88H240ZM116 88V89H115ZM126 88V89H125ZM137 88V89H136ZM144 89V90H142V89ZM147 88H149V89H147ZM152 88V89H151ZM155 88V89H154ZM1 89H5V92L3 91V90H1ZM9 89V94H12V91L14 92L13 94H15L14 95V97L12 96V95H9L8 94V90ZM14 89V90H13ZM17 89V90H16ZM40 89V90H39ZM45 89V90H44ZM46 89H47V92H45L46 91ZM62 89V90H61ZM95 89V90H94ZM110 89V90H109ZM141 89V90H140ZM244 89V90H243ZM29 90V91H28ZM38 90V91H37ZM48 90L50 91V94H49V92H48ZM52 90V91H51ZM88 90V91H87ZM103 90V91H102ZM119 90V91H118ZM138 90V91H137ZM147 90V91H146ZM155 90V91H154ZM243 90V93L241 92ZM247 90L249 91V92H247ZM16 91H18L19 93H20V95L21 96H19V93L18 92H16ZM23 91V92H22ZM26 91V92H25ZM45 93H44V92ZM95 91V92H94ZM107 91H109V94H108V92ZM115 91V92H114ZM152 91V92H151ZM162 91V92H161ZM210 91V92H209ZM238 91V92H237ZM246 91V92H245ZM29 94H28V93ZM31 92H32V94H31ZM114 92V93H113ZM155 92V93H154ZM214 92V93H213ZM216 92H218L217 93V96H216ZM253 92V93H252ZM23 93V94H22ZM26 93V94H25ZM59 93V94H58ZM102 93V94H101ZM136 93V94H135ZM161 93V94H160ZM182 93V94H181ZM260 93V94H259ZM262 93V94H261ZM36 96H35V95ZM45 94V95H44ZM58 94V95H57ZM138 94V95H137ZM141 94V95H140ZM145 94V95H144ZM160 94V95H159ZM187 94V95H186ZM245 94V95H244ZM259 94V95H258ZM23 95V96H22ZM34 95V96H33ZM39 97H38V96ZM50 95H52V96H50ZM164 95V96H163ZM256 95V96H255ZM17 96H19V97H17ZM25 96V97H24ZM115 96V97H114ZM140 96H142L141 98H140ZM255 96V97H254ZM10 97H12L13 99H11ZM46 97V98H45ZM66 97V98H65ZM119 97V98H118ZM140 98L139 100H137V98ZM152 97V98H151ZM161 97V98H160ZM216 97V98H215ZM5 98V99H4ZM41 98V99H40ZM44 98V99H43ZM132 98V99H131ZM151 98V99H150ZM170 98H172V99H170ZM207 98V99H206ZM7 99H9V100H7ZM19 99V101H18V103L16 102L17 100ZM20 99H21V101H23V103L22 102H20ZM28 99H31L30 101L28 100ZM36 99V100H35ZM125 99V100H124ZM163 99V100H162ZM164 99H166V100H164ZM182 99V100H181ZM215 99V100H214ZM4 100H6V101H4ZM10 100H11V102H10ZM12 100H15V102L13 103V101ZM152 100V101H151ZM155 100V101H154ZM32 101H34V102H32ZM143 103H142V102ZM157 101V102H156ZM176 101V102H175ZM3 104H2V103ZM32 104H31V103ZM60 102H61V104H63V105H60ZM140 102V103H139ZM144 102H145V104H144ZM163 104H162V103ZM174 102V103H173ZM179 102V103H178ZM5 103V104H4ZM9 103H11L12 105H9ZM16 103V104H15ZM22 103V104H21ZM30 103V104H29ZM112 103V104H111ZM133 103H136V104H133ZM146 103H148L147 105H146ZM150 103V104H149ZM154 103V104H153ZM165 103H166V106H165ZM176 103V104H175ZM7 104H8V106H7ZM14 104L16 105V107H17V109H13V108H15L14 107ZM17 104H19L20 106H21V111L19 110V105L17 106ZM25 104V105H24ZM27 104H29V105H27ZM59 104V105H58ZM66 104V105H65ZM84 104V105H83ZM139 104H140V106H139ZM161 104V105H160ZM2 105H4L5 106V108H4V106H2ZM39 105V106H38ZM53 107H52V106ZM56 105H57V107H56ZM65 105V106H64ZM87 105V106H86ZM133 105V106H132ZM136 105H137V107H136ZM168 105V106H167ZM171 107H170V106ZM180 105V106H179ZM183 105V106H182ZM2 106V107H1ZM10 106V107H9ZM32 106V107H31ZM35 106V107H34ZM69 106H71V107H69ZM74 106V107H73ZM76 106H77V108H76ZM80 106H82V107H80ZM144 106H145V108H144ZM156 108H155V107ZM202 106V107H201ZM6 107H8V108H6ZM25 107V108H24ZM26 107H28V108H26ZM29 107H30V109H29ZM45 107V108H44ZM54 107H55V109H54ZM68 107V108H67ZM87 107V108H86ZM90 107V108H89ZM96 107V108H95ZM103 107V108H102ZM135 107V108H134ZM150 107V108H149ZM153 107V108H152ZM157 107H158V109H157ZM160 107L162 108V109H160ZM167 107V108H166ZM168 107H170V108H168ZM173 107V108H172ZM177 107H179V108H177ZM9 108H11L10 110H9ZM44 110H43V109ZM53 108V109H52ZM64 108H66V109H64ZM70 108V109H69ZM81 108V109H80ZM91 108H93V109H91ZM98 108V109H97ZM127 108V109H126ZM131 108V109H130ZM134 108V109H133ZM146 108H148V109H146ZM152 108V109H151ZM166 108V109H165ZM3 109H6L5 110V112H6V114H3L4 113V110ZM7 109H8V111H9V113H8V111H7ZM25 110V112H24V110ZM28 109V110H27ZM34 109H36V110H34ZM45 109H47V110H45ZM51 109V110H50ZM61 109V110H60ZM79 109H80V111H79ZM83 109V110H82ZM85 109V110H84ZM105 109V110H104ZM113 109V110H112ZM118 111H117V110ZM125 109V110H124ZM160 109V110H159ZM176 111L175 112V114L173 113L172 114V112H174V110ZM178 109V110H177ZM11 110H14V112L13 111H11ZM32 110V111H31ZM43 110V111H42ZM54 110V111H53ZM57 110H59L58 112H57ZM67 111V113H66V111ZM74 110V111H73ZM89 110V111H88ZM96 110H97V112H96ZM121 112H120V111ZM123 110V111H122ZM142 110V111H141ZM151 110V111H150ZM156 110V112L157 113H154V111ZM158 110V111H157ZM162 110V111H161ZM165 110V111H164ZM171 110V111H170ZM15 111H16V113H15ZM31 111V112H30ZM37 113H40V114H37ZM65 111V112H64ZM74 112V113H70V112ZM76 111V112H75ZM98 111H100V112H98ZM102 111V112H101ZM110 111V112H109ZM115 111H117V113L115 112ZM138 111V112H137ZM146 111V112H145ZM153 111V112H152ZM159 111H161V112H159ZM168 111H170L169 113H168ZM192 111V112H191ZM30 112V113H29ZM32 112H33V114H32ZM35 112V113H34ZM42 112H44V116H42L43 115V113ZM45 112H46V115H45ZM51 112H53V113H51ZM78 112H80V113H78ZM103 112H105L106 113V115H105V113H103ZM131 112H133V113H131ZM148 112H151L150 114L148 113ZM163 112V115H161L160 113H162ZM165 112V113H164ZM8 113V114H7ZM18 113V115H16ZM20 113V114H19ZM25 113H29V114H25ZM42 113V114H41ZM108 113V114H107ZM109 113H111V114H109ZM115 113V114H114ZM119 113V114H118ZM127 113V114H126ZM129 113H131V114H129ZM135 113V114H134ZM167 113V114H166ZM49 114V115H50ZM57 114H59V115H57ZM79 114V115H78ZM85 114V115H84ZM87 114V115H86ZM112 114H114V115H116V116H114V115H112ZM143 114V115H142ZM145 114V115H144ZM147 114V115H146ZM152 114H156V116L154 115H152ZM166 114V115H165ZM25 115H28V116H25ZM94 115V116H93ZM98 115V117H96ZM109 115V116H108ZM123 115V116H122ZM132 115H134V116H132ZM159 115V116H158ZM161 115V116H160ZM176 115V116H175ZM186 115V116H185ZM188 115V116H187ZM195 115V116H194ZM200 115H201V117H200ZM238 115V116H239ZM244 115V116H243ZM18 116V117H17ZM20 116H22V117H20ZM24 116V117H23ZM79 116V117H78ZM85 116H89L90 118H88V117H86V118H84ZM100 116L102 117V118H100ZM112 116H114V117H112ZM137 116V117H136ZM139 116H143L144 117V119H143V117H141V118H139ZM148 116V118H146V117ZM153 116V117H152ZM163 116V117H162ZM170 116H172V117H170ZM182 116V117H181ZM191 116V117H190ZM202 116H204V117H202ZM239 116V117H240ZM80 117L81 118H83V119H80ZM105 117V118H104ZM134 117V118H133ZM158 117V118H157ZM165 117V118H164ZM167 117V118H166ZM169 117V118H168ZM173 117H175L174 119H173V121L171 120ZM188 117V118H187ZM200 117V118H199ZM207 117V118H206ZM27 118H24V119H21V120H23V121H25V119H27ZM93 118V119H92ZM114 118H117V119H114ZM150 118V119H149ZM155 118V119H154ZM257 118V120L256 121H258L259 120V122H263L264 123V119H262L261 118V121H260V119L258 118V117H252V119L255 121V119ZM91 119V120H90ZM98 119V120H97ZM106 119V120H105ZM109 119V120H108ZM118 119H119V121H118ZM133 119L134 120H136L135 122H137V120L139 121V119H141L140 121H142V122H144V123H139L140 125H139V127H131V125H133L134 126V121H133ZM161 119V120H160ZM170 119V120H169ZM190 119V120H189ZM201 119V120H200ZM247 119V118H246ZM251 119V118H250ZM29 120V119H28ZM97 120V121H96ZM116 120V121H115ZM156 120V121H155ZM161 121V122H159V121ZM166 120V121H165ZM169 120V121H168ZM182 120V121H181ZM199 120V121H198ZM252 120V121H253ZM17 121V120H16ZM105 121V122H104ZM111 121H113V122H111ZM129 121V122H128ZM132 121V122H131ZM152 121V122H151ZM166 122V123H164V122ZM186 121H188V122H186ZM248 121V120H247ZM88 122V126H90V123ZM105 124H104V123ZM118 123L119 125H117V124H115V123ZM123 122V123H122ZM146 122H148V124L146 123ZM151 122V123H150ZM182 122V123H181ZM99 123V124H100ZM111 123V124H110ZM121 123V124H120ZM125 123V124H124ZM130 123V124H129ZM161 123V124H160ZM91 124V125H92ZM99 124H97V126H99ZM100 124V125H101ZM128 124V125H127ZM143 124V125H142ZM149 124H150V126H149ZM155 124H156V126H155ZM184 124V125H183ZM102 125L100 126V128H102ZM121 125V126H120ZM123 125V126H122ZM154 125V127H152ZM97 126H95L97 129H99ZM113 126H111V127H113ZM128 128H127V127ZM144 126V127H143ZM179 126H181V127H179ZM108 128H109V126H107ZM116 127V128H115ZM121 127V128H120ZM142 127H143V130H142ZM149 127V128H148ZM136 128L139 130H137L139 133H140V131L142 132V133H137V131H136ZM141 128V129H140ZM146 128V129H145ZM156 128V129H155ZM164 128V129H163ZM174 128H175V130H174ZM179 130H178V129ZM186 128H188V129H186ZM207 128V129H206ZM113 129V128H112ZM145 129V130H144ZM148 129V130H147ZM150 129V130H149ZM158 129V130H157ZM167 129V130H166ZM171 129V130H170ZM124 130V131H123ZM126 130H128V132H129V134H128V132L126 131ZM132 132H131V131ZM134 130H135V132L137 133V135H136V138H135V132H134ZM151 130H152V132H151ZM173 130V131H172ZM178 130V131H177ZM86 131H88V132H86ZM91 131V130H90ZM112 131V130H111ZM149 131V132H148ZM156 131V132H155ZM162 131H165V132H163V134H162ZM176 131V132H175ZM180 131V132H179ZM211 131V132H210ZM228 133H227V132ZM124 132V133H123ZM148 132V133H147ZM161 132V133H160ZM172 132V133H171ZM157 133V134H156ZM173 133H174V135H173ZM217 133V134H216ZM89 134V135H88ZM123 134V135H122ZM147 134V135H146ZM152 134H153V137H152ZM171 134V135H170ZM80 135H82V139H81V136ZM86 135V136H85ZM116 135V136H115ZM154 135H156L157 136V138L155 139V137L156 136H154ZM170 135V136H169ZM173 135V136H172ZM225 135V136H224ZM229 135V136H228ZM233 135V136H232ZM85 136V137H84ZM87 136H89V138L87 137ZM114 136V137H113ZM140 136V137H139ZM143 136V137H142ZM147 136H148V138H147ZM166 136V137H165ZM175 136V137H174ZM198 136V137H197ZM217 136V137H216ZM220 136V137H219ZM84 137V138H83ZM137 137H139V138H137ZM152 137V138H151ZM159 137V138H158ZM163 137H165V139L163 138ZM170 137V138H169ZM177 137V138H176ZM197 137V138H196ZM224 137V138H223ZM130 138H131V140H130ZM135 140H134V139ZM142 138V139H141ZM151 138V139H150ZM164 140H166V138H168L167 139V142L166 141H164ZM171 138H173V139H171ZM176 138V139H175ZM192 138H195V139H192ZM199 138V139H198ZM87 140V142L85 141V140ZM91 139H93V138H91ZM127 139H129L130 141H132V139H133V141L132 142H127ZM136 139H138L139 140V142L136 140ZM144 139H145V141H144ZM162 139V140H161ZM169 139H171V142L169 141L168 142V140ZM174 139H175V141H174ZM209 139V140H208ZM263 139V140H262ZM157 140H159L160 141V143L157 141ZM176 140H177V142H176ZM192 140V141H191ZM221 140V141H220ZM245 140H246V142H245ZM249 142H248V141ZM259 140V141H258ZM80 142V144H79V142ZM81 141H82V143L83 144H81ZM124 141V142H123ZM143 141V143L141 144V142ZM152 141H153V143H155V144H158V145H160V148H158V150L156 149L157 147H159L158 145H155L154 144V146L156 147V148H154L155 150H157V154L156 155H159L160 153L162 154V152L164 153V158H163V160L161 159V157H162V155L159 157V156H156V157H153V158H151V156H149L148 155V157H147V160L143 157V154L141 155V153H143L142 152V150H144L145 149V145H146V143H148V145H146V146H150L151 144H152ZM164 141V142H163ZM191 141V142H190ZM237 141H240V142H237ZM84 142H86V145H85V143ZM119 142V143H118ZM127 142V143H126ZM137 143L138 145L136 146V144H135V146H134V143ZM145 142V143H144ZM158 142V143H157ZM161 142L163 143V144H161ZM172 142H175V143H173L174 145L171 147V148H173V149H171L170 148V150H171V152H169L170 150H169V144H171L172 145ZM198 142V143H197ZM224 142V143H223ZM227 142H229V143H227ZM256 142V143H255ZM71 143V144H70ZM133 143V147H131V144ZM169 143V144H168ZM188 143V144H187ZM195 145H194V144ZM198 145H197V144ZM201 143V144H200ZM212 143V144H211ZM238 143V144H237ZM250 143V144H249ZM69 144H70V146L72 145V142L70 141L69 142ZM91 146H89V145ZM119 144V145H118ZM120 144H122V145H120ZM166 144V145H165ZM168 144V145H167ZM228 144V145H227ZM248 144V145H247ZM73 145H74V143H73ZM73 145L70 147L69 145V148L70 149H72V147H73ZM81 145L83 146L84 145V148L83 147H81ZM124 145V146H123ZM128 145V146H127ZM153 145V144H152ZM161 145H164V146H161ZM170 145V146H171ZM239 145V146H238ZM93 146H95V147H93ZM97 146V147H96ZM140 146V147H139ZM142 146V147H141ZM143 146H144V148H143ZM153 146V147H154ZM166 146V147H165ZM183 146V147H182ZM185 146V147H184ZM187 146V147H186ZM189 146V147H188ZM201 146V147H200ZM241 146V147H240ZM249 146V147H248ZM122 147V148H121ZM126 149H125V148ZM129 147H131V148H129ZM177 147V148H176ZM239 147V148H238ZM89 149L90 151H88L87 149ZM93 148V149H92ZM95 148H97L98 150H96ZM100 148V149H99ZM103 148V149H102ZM117 148H119V149H117ZM132 148H134V149H132ZM135 148H137V149H139L140 151H136L135 150ZM142 148V149H141ZM162 148L163 149H165L166 151H163L162 150ZM175 148H176V150H175ZM184 148V149H183ZM195 148V149H194ZM16 149H18V148H16ZM122 149V150H121ZM123 149H125L126 151H127V153L128 152H130V154H132L131 156H130V154H127V156H126V151L125 150H123ZM130 149V150H129ZM178 149V150H177ZM193 150V151H189V150ZM208 149V150H207ZM12 149H10V150H8V151H5L6 153L5 154H7V153H10V154H12V152H14L15 154H18V153H20L22 150H21V147L18 149V150H15V148L11 151ZM15 150V151H14ZM74 150H76V152H77V150H78V148L76 149H74ZM94 150V151H93ZM118 150H120V151H118ZM129 150V151H128ZM134 150V151H133ZM146 150V149H145ZM151 150V149H150ZM160 150V151H159ZM172 150H173V152H175V153H173L172 152ZM203 150V151H202ZM251 150V151H250ZM10 151V152H9ZM19 151V152H18ZM95 152V153H93V152ZM99 151V152H98ZM105 151V152H106ZM131 151H133V152H131ZM136 151V152H135ZM183 151L185 152L186 151V153H183ZM205 151V152H204ZM238 151H240V152H238ZM75 152V151H74ZM85 152V153H84ZM104 152V153H105ZM125 152V153H124ZM139 153V155L138 154H135L134 155V153ZM150 153L152 152V151H149ZM167 152V153H166ZM168 152H169V155H168ZM196 152H197V154H196ZM204 152V153H203ZM103 153V154H104ZM122 153L124 154V155H122ZM159 153V154H158ZM171 153H173V154H171ZM180 153V154H179ZM184 154V155H182L181 157H180V155L181 154ZM149 154V153H148ZM165 154H167V156L165 155ZM179 154V155H178ZM189 154V155H188ZM246 154V155H245ZM97 155V156H96ZM118 155H119V153H118ZM138 155V157L139 158H141L142 157V159L143 160H141V159H139L138 157H135V158H133V156H137ZM177 155V156H176ZM131 158H133L134 159V161H133V159H131ZM169 156V157H168ZM177 158H176V157ZM188 156V157H187ZM191 156V157H190ZM261 156V157H260ZM97 157V158H96ZM122 157H124V158H122ZM166 157V158H165ZM173 157V158H172ZM184 157H185V159H184ZM231 157H233V158H231ZM250 157V158H249ZM138 158V159H137ZM151 158V159H150ZM158 160H157V159ZM169 158V159H168ZM176 158V159H175ZM191 158V159H190ZM214 158V159H213ZM258 158V159H257ZM129 159H128V161L126 162L125 160H126V158H125V160H123V162H122V164H126V165H128V164H132V162L130 163L129 162ZM137 159V160H136ZM146 160V163H148V164H146L145 163V160ZM152 160L153 161V163L155 162L157 165H155V163L153 164L152 163V161H149V160ZM155 159L157 160V161H155ZM160 159H161V161H160ZM166 159H167V161H166ZM179 159V160H178ZM184 159V160H183ZM222 159V160H221ZM240 159V160H239ZM141 160V161H140ZM176 160V161H175ZM246 160V161H245ZM143 161V162H142ZM160 161V162H159ZM183 161H184V163H183ZM207 163H206V162ZM249 161V162H248ZM125 162V163H124ZM151 164H150V163ZM168 162V163H167ZM239 162V163H238ZM243 162H244V164H243ZM201 163V164H200ZM222 163V164H221ZM236 163H238V165L236 164ZM146 164V165H145ZM163 164V165H162ZM189 164V165H188ZM206 164V165H205ZM209 164V165H208ZM215 164V165H214ZM219 164V165H218ZM242 164V165H241ZM245 164H246V166H245ZM249 164V165H248ZM139 165V166H138ZM165 165V166H164ZM221 165V166H220ZM147 166V167H146ZM138 167V168H137ZM146 167V168H145ZM171 167V168H170ZM216 167V168H215ZM227 167H228V169H227ZM261 167V168H260ZM138 169V171H140V172H137V169ZM143 170V171H141V169ZM201 168V169H200ZM205 168V169H204ZM131 169V170H130ZM140 169V170H139ZM218 169V170H217ZM157 170V171H156ZM160 170V171H159ZM214 170V171H213ZM235 170V171H234ZM257 170V171H256ZM147 171V172H146ZM151 171V172H150ZM153 171V172H152ZM161 171H163V172H161ZM224 172V174H222L223 172ZM230 171V172H229ZM255 171V172H254ZM262 171V172H261ZM136 172H137V174H136ZM157 172V173H156ZM154 173V174H153ZM160 175H159V174ZM162 173V174H161ZM213 173V174H212ZM144 174H146V175H144ZM151 174H152V176H151ZM157 174H158V176L160 177V178H157L158 176H157ZM167 176H165V175ZM211 174H212V176H211ZM234 174V175H233ZM143 175H144V177H143ZM155 175V176H154ZM170 175V176H169ZM209 175V176H208ZM233 175V176H232ZM166 177L167 179H165V178H163V181L165 182H163L162 183V180H161V177ZM217 176V177H216ZM227 176V177H226ZM261 176V177H260ZM138 177V178H139ZM147 177V178H146ZM214 177V179H212ZM219 177V178H218ZM243 177V178H242ZM249 177V178H248ZM150 178H152L153 180H151ZM251 178V179H250ZM147 179H149L148 181H147ZM170 179V180H169ZM172 179H174V180H172ZM219 181H218V180ZM221 179V180H220ZM227 179V180H226ZM248 179V181H246ZM252 179H255V181L257 180L258 181V179H259V181H258V184H257V181L255 182L254 180H252ZM158 180H161V182H160V185H159V182H157ZM168 180V181H167ZM195 180V181H194ZM214 180V181H213ZM250 180V181H249ZM261 180V181H260ZM154 183H153V182ZM168 183H167V182ZM221 181V182H220ZM233 181V182H232ZM149 182H151V183H149ZM157 182V183H156ZM175 182V183H174ZM214 182V183H213ZM223 182V183H222ZM227 182H228V184H227ZM254 182V183H253ZM262 182V183H261ZM145 183H147V184H145ZM172 183V184H171ZM189 183V184H188ZM203 183V184H202ZM212 183V184H211ZM217 183H219V184H217ZM238 183V184H237ZM242 183V184H241ZM259 183H260V185H259ZM134 184V186H135V183H133ZM133 184L131 185V187L133 186ZM188 184V185H187ZM195 186H194V185ZM207 186H211V187H213L214 188V186L215 187H218V188H216V190H213V188H211L212 190H210V188L209 187H205L206 185ZM222 184V185H221ZM224 184V185H223ZM170 185V186H169ZM205 185V186H204ZM254 185H257V186H254ZM139 186H140V184H139ZM139 186H137V184H136V186H135V189H132L131 187L129 188L130 190H128L129 192H128V194H134V196H135V199H136V201H138L139 200V198L138 197H136L137 195H138V191H136V190H138L139 188ZM145 186H148V187H146V190H145ZM161 186H163V187H161ZM189 186H190V188H189ZM196 186H199V187H196ZM204 186V187H203ZM220 186V187H219ZM254 186V187H253ZM193 187V188H192ZM238 187V188H237ZM241 187V188H240ZM137 188V189H136ZM140 188H141V186H140ZM150 188H152V190H154V191H152L151 190V192H150ZM172 188V189H171ZM206 188H209V189H206ZM247 188V189H246ZM201 189H205L206 191H207V194H204L206 191L205 190H201ZM215 189V188H214ZM230 189H232V190H230ZM251 189V190H250ZM83 190V189H82ZM136 191V192H133V191ZM201 190V191H200ZM208 190H210V192L208 193ZM221 190V191H220ZM84 192H86L85 190H83ZM144 191H149V194L147 193V192H144ZM162 191H164V189L162 190ZM239 191V192H238ZM244 191V192H243ZM145 194H144V193ZM153 192V193H152ZM165 192V191H164ZM164 192H161L162 194L164 193ZM164 193V194H166L167 195V193ZM170 192L168 193V195L170 194ZM221 192V195L220 194H218V193H220ZM226 192H227V194H226ZM258 192V193H257ZM135 193H136V195H135ZM151 193L153 194V195H151ZM195 193V194H194ZM229 193V194H228ZM261 193V194H260ZM147 194L149 195V197L147 196ZM160 193H158V195H159ZM208 194H209V196H208ZM212 194V195H211ZM214 194V195H213ZM217 194V197L215 196ZM223 194H225V195H223ZM252 194V195H251ZM108 195V194H107ZM107 195H106V198H105V200L106 199H108L109 200V197H107ZM206 195V196H205ZM229 195V196H228ZM234 195V196H233ZM238 195V196H237ZM109 196V195H108ZM134 196H133V200L135 201V199H134ZM145 196V197H144ZM152 196V197H151ZM163 197H161L160 195L158 196L159 198H164V195H162ZM205 196V197H204ZM213 196H214V198H216V199H214L213 198ZM225 196V197H224ZM157 197V198H158ZM193 197V198H192ZM208 197V198H207ZM214 199H212V198ZM225 198L224 200H223V198ZM251 197V198H250ZM205 200H204V199ZM207 198V199H206ZM247 198V199H246ZM145 199H146V201H145ZM148 199V200H147ZM217 199H219L220 200V202H219V200H217ZM153 200H151V202L153 201ZM202 200H203V202H205L204 204H203V202H202ZM213 202H212V201ZM226 200V201H225ZM241 200V201H240ZM209 201H211V202H209ZM232 201V202H231ZM246 201V202H245ZM247 201H248V203H251V204H253V205H255V207H253V205H251L252 207H250L249 205H248V203H247ZM252 201V202H251ZM263 201V202H262ZM195 204H194V203ZM202 202V203H201ZM230 202V203H229ZM236 202V203H235ZM237 202H239V203H237ZM241 202V203H240ZM243 202H244V204H243ZM255 204H254V203ZM190 203V204H189ZM197 203V204H196ZM210 203V204H209ZM214 203H215V207H214ZM224 205H223V204ZM245 203H247V205L245 204ZM159 204H161V202L159 201ZM192 204V205H191ZM194 204V205H193ZM213 205V207H212V205ZM217 204V205H216ZM236 204H242L243 205V208H242V206L240 207V208H237V206H235ZM189 205V206H188ZM197 205V206H196ZM199 205H200V207L202 208H200L199 207ZM207 205V206H206ZM227 205V206H226ZM245 205V206H244ZM195 206V207H194ZM222 206V207H221ZM233 206H235V208H237L238 210H237V213H239V214H234V215H228V219H227V217H226V215L228 214V212H230L231 210H232V213H233V211L235 210V208L233 207ZM250 208H249V207ZM263 206V207H262ZM179 207V208H178ZM207 207H209V208H207ZM234 208V210L233 209H231V208ZM257 207V208H256ZM261 207V208H260ZM174 208V209H175ZM200 208V209H199ZM229 208V210L227 211V209ZM253 208H256V209H261L262 211H260V212H258V210H255L256 211V213L257 214H255L254 216H253V214L255 213H251L249 210H251V209H253ZM263 208V209H262ZM218 209V210H217ZM220 209V210H219ZM231 209V210H230ZM242 209V210H241ZM246 209H248V210H246ZM213 210V211H212ZM221 213V214H223V213H225V215H221V214H219V212ZM222 211V212H221ZM243 211V212H242ZM247 212V213H244V212ZM249 211V212H248ZM253 211V210H252ZM182 212V211H181ZM211 212V213H210ZM227 212V213H226ZM263 212V213H262ZM218 213V214H217ZM231 213V212H230ZM251 213V214H250ZM261 213V214H260ZM206 214V215H205ZM214 214V215H213ZM244 214V215H243ZM250 214V215H249ZM258 214H260V215H262V217L261 216H259L258 218L256 217ZM216 215H217V217H216ZM219 215H220V217H219ZM238 215V216H237ZM242 215V216H241ZM252 215V216H251ZM206 216H209V218L208 217H206ZM212 216V217H211ZM225 216V217H224ZM232 216V217H231ZM247 216V217H246ZM140 217V216H139ZM143 217V216H142ZM138 218V220L135 218V220L137 221V223H140V222H143V220H144V218H147V217H145L144 216V218ZM196 217V218H197ZM203 217V218H202ZM221 217H223V218H221ZM231 217V218H230ZM239 217V218H238ZM247 219H246V218ZM205 218V219H204ZM207 218V219H206ZM212 218H214L213 219V221H211L212 220ZM220 218H221V220H220ZM242 218H245V220L247 221H245V220H242ZM204 219V220H203ZM211 219V220H210ZM216 219V220H215ZM218 219V220H217ZM227 219V220H226ZM250 219V220H249ZM259 219V220H258ZM223 220H224V222H223ZM239 221V222H242V224L243 225H241V223H239V222H236V221ZM241 220V221H240ZM260 220H262V221H260ZM216 221V222H215ZM220 221V222H219ZM245 221V222H244ZM259 221V222H258ZM204 222V223H205ZM209 222V223H210ZM227 222V223H226ZM232 224L233 223V227L235 228L236 226V228H243L244 230L242 231V229L240 230L239 228V230L238 229H233V227H232V225L230 224V223ZM251 222H253L252 224H251ZM178 224H180L179 222H177ZM183 223V222H182ZM204 223H203V226H204ZM222 223V224H221ZM226 223V224H225ZM229 223V224H228ZM245 223V224H244ZM256 223V224H255ZM220 224H221V228H222V230H219V231H216V230H218L219 228H220ZM248 224V225H247ZM223 225V226H222ZM228 225H229V227H228ZM257 225H259V226H257ZM255 226H257V228L255 227ZM226 229H225V228ZM227 227H228V231H226L227 230ZM200 229V231H199V229ZM231 228V229H230ZM250 228V230H248ZM259 228V229H258ZM195 229H197L198 231H196L195 232ZM210 229V230H209ZM213 229H214V232H213ZM224 229H225V231H224ZM232 229L234 230L233 231V234L231 235V233H232ZM254 229V230H253ZM202 230V231H201ZM206 230H208V231H210V232H212V233H215V234H213V235H211L210 237L211 238H209V235H210V232H209V234L208 233H206L205 231ZM212 230V231H211ZM230 230H231V232H230ZM235 230H238L239 231V233H238V231H236L235 232ZM252 230V231H251ZM257 230H260V231H257ZM262 230H263V233H262ZM194 231V232H193ZM204 231V232H203ZM207 231V232H208ZM216 231V232H215ZM249 231V232H248ZM257 233H256V232ZM189 232V233H188ZM198 232V233H197ZM200 232L201 233H203V234H200ZM221 232V233H220ZM229 232V233H228ZM243 232V233H242ZM244 232H246L245 234H244ZM189 235H188V234ZM192 233V234H191ZM205 233V234H204ZM220 233V234H219ZM251 233V234H250ZM259 233V234H258ZM196 234V235H195ZM199 234V235H198ZM224 234V235H223ZM241 234V235H240ZM256 234V235H255ZM262 234V235H261ZM191 235H193L194 237H192ZM198 235V236H197ZM205 235H206V237H205ZM214 235H215V238H214ZM226 235V236H225ZM240 235V236H239ZM244 235V236H243ZM219 236V237H218ZM223 236V237H222ZM236 236V237H235ZM256 238H255V237ZM263 238H261V237ZM188 237V238H187ZM253 237V238H252ZM261 239H260V238ZM207 238V239H206ZM217 238V239H216ZM238 238V239H237ZM187 239V240H186ZM215 239V240H214ZM226 239V240H225ZM236 239V240H235ZM239 239H240V241H239ZM248 239V240H247ZM257 239V240H256ZM206 240H207V243H209L208 244V246H212L211 248L210 247H208L207 246V243L205 244V242H206ZM224 240V241H223ZM262 240V241H261ZM187 241H188V244H187ZM211 241V242H210ZM228 241V242H227ZM254 241H255V243H254ZM259 241V242H258ZM224 242V243H223ZM233 242V243H232ZM237 244H236V243ZM193 243V244H192ZM204 243V244H203ZM243 243V244H242ZM242 244V245H241ZM185 245V246H184ZM192 245V246H191ZM198 245V246H197ZM247 245V246H246ZM202 246H207V248H209V249H207V248H200V247H202ZM220 246V247H219ZM249 246V247H248ZM191 247V248H190ZM196 247V248H195ZM217 247V248H216ZM193 248V249H192ZM200 248V249H199ZM195 249H197V250H195ZM210 249H212V251L210 250ZM215 249V250H214ZM219 251H218V250ZM243 249V250H242ZM188 250V251H187ZM191 250V251H190ZM193 250V251H192ZM195 250V251H194ZM200 252H199V251ZM206 250H208V253H207V251ZM209 250L213 253H210L211 255H209ZM240 250V251H239ZM248 250V251H247ZM190 251V252H189ZM197 251V252H196ZM201 251L202 252H204V253H202L201 254ZM206 251V252H205ZM237 251H239V252H237ZM256 251V252H255ZM185 252V253H184ZM193 252V254L192 255H194V253L196 254V256L194 257V256H192L191 255V253ZM261 252V253H260ZM186 253H188V254H186ZM207 253V254H206ZM254 253V254H253ZM216 254V255H215ZM222 254V255H221ZM198 255V256H197ZM200 255H203V256H201L200 257ZM210 257V258H214L213 260L212 259H210V261L208 260V259H206L208 256ZM218 255V256H217ZM190 256H188V257H190ZM204 256L206 257V258H204ZM214 256V257H213ZM154 257V256H153ZM153 257H150V259L148 258V259H145L144 258V261L143 262H136L137 264H145L147 261H149V260H151V261H149L148 263H146V264H150V262H152V264H157L158 262V264H160L161 263V261H160V257H158L157 255H155V259L153 258ZM157 257H158V259H159V261H156V259H157ZM184 257V258H183ZM208 257V258H209ZM218 257V258H217ZM261 257V258H260ZM220 258V259H219ZM235 258V259H234ZM248 258V259H247ZM258 258H259V260H258ZM157 259V260H158ZM202 259V260H203ZM154 260V261H153ZM232 260V261H231ZM259 262H258V261ZM191 262L192 264L193 263H195L196 262V264L199 262H197V261H194V262ZM208 261V262H207ZM216 261V262H215ZM243 261V262H242ZM154 262V263H153ZM184 262V263H183ZM210 262V263H209ZM235 262V263H234ZM247 262V263H246ZM205 264V263H203V261L202 262H199V264ZM131 264H133L132 262H131ZM172 264V263H171ZM178 264V263H177ZM189 264H190V262H189Z\"/></svg>",
	"mask_w": 264,
	"mask_h": 264
}]
</instances>
